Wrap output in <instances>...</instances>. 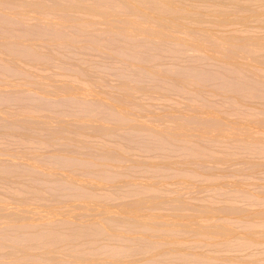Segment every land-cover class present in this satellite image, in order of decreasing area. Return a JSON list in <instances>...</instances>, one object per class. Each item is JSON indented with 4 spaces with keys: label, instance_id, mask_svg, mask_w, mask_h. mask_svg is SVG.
<instances>
[{
    "label": "bare ground",
    "instance_id": "bare-ground-1",
    "mask_svg": "<svg viewBox=\"0 0 264 264\" xmlns=\"http://www.w3.org/2000/svg\"><path fill=\"white\" fill-rule=\"evenodd\" d=\"M33 15H35V16H33ZM0 18H4V19H0V20H5V23H6V26H7V28H6V26L4 25L5 29H7L6 32H4V33H7V35L5 34L4 36H7V38L4 37L5 41L4 40L2 41V39H1L3 37V35L0 38V54H3L4 56L8 55L7 56L8 58H9V56H12L13 59L15 58V62H17V63L21 59H23V60L25 59L29 63L33 64V65H31L33 68H35L34 66H36V65H38V66L45 65L46 66V64L49 65L48 63H50V62L52 63V60H53L52 58L54 57V54L49 53V52L47 53L46 51L45 52L44 51L40 52L39 49H38V46H37V48L35 47V45H37L38 43L41 46H43L45 44L44 46H46L47 49L49 48V46L51 47L52 45L53 46L55 45L56 47L55 46L54 47L52 46V47L54 48V50L56 49L58 51L59 49H63V48H68V50H69V48H71V47L73 48L76 45L79 46L78 43H82L83 44V42H85L86 44H88L90 46L92 45V48H95L94 46L97 45V44L100 45V46L96 47L97 48L96 49L97 52H98L99 47L101 49V52H98V55L100 53H102V54L106 53L107 54L108 48H106L107 49L106 51H104L105 50V45L103 47V51H102V48H101L103 44H106V46L110 48L111 54L113 53V56L115 54V56H117V57H118V55L120 57H123L124 62L121 60L123 63H125L126 59H128V62L133 61L134 63H136L135 67L133 66V71H134V76L136 75L137 78L135 77V79H134V77H132V81H131V79H129V77H127V76H131V75H127L128 73H125L126 70L125 71L120 70V69L123 68L120 65V63H119L120 60L115 59V60H117L118 64L121 66V68H119V67L118 68H119V73H121L120 75H122V76H119V73H118V77L122 78L123 80L122 79L119 80L120 82H118V85L116 84L117 87L113 86V88L114 87H116V88H114L111 93H108L107 97H103V96H99V95H97V97H96V95L94 94L95 97H96V100L94 98L93 99L95 101H90V99H89V101H87L86 98H88V97L85 96V93L90 92V91H88L87 88L82 87V86H78V85H77L78 86V94L77 95H76V93L75 94L72 93V94H74L73 96L72 95H70V96L65 95V93L67 91L70 92V93L75 91L76 90V86L74 85L75 87H69V86H71L70 85V81H69L68 84L65 81H60V82H62V84L60 85V83H58L60 85L59 86L60 87L59 90H64V96H67L66 98L65 97L64 98L65 99H67V98L70 99L74 103L75 107H78V109H79V111H78V109H75V112L78 111V113H76L75 116H77L79 118V124L78 125H72L70 123V125H69L68 124L69 122L67 123L65 121V119H64V121H65L64 122L63 119H62L61 120V122L63 123L62 126H60V127L57 126V128L53 129V127L55 125L53 126L52 123H54L55 120L52 121V117H51V121L52 122H50V124L52 125V128L49 129V128L46 127V129L43 130V128H45V127L40 125V121L43 122V120H46V117L45 118L43 117L42 119H39L38 125L41 126L40 128L43 127L42 129H40V130H42V133H43V134L41 133L42 136H40V137H42L41 138L42 139V143H46L48 145L53 144V143H57L56 144L57 146H59V147L62 146L64 153H62L61 156L57 155L56 148H54L55 152L54 153L51 152V154H50V152H47V153H49V155H47V157L44 156V154L42 156H41V154L39 155V152L35 151V150H33V151H31L29 153L30 157L22 156L23 153H22V155L19 154L20 156L17 154V157L15 155L16 159L17 158L22 159L21 157H23L22 160H26V161L28 160L29 166L26 167V168L25 167L23 168V166H22V168H23L22 170H25V172H27L26 175L29 174V177H30V175L31 176L37 175V174H39L41 172V173H43L44 176L40 173V177L42 175V177H44L48 181L49 184H47V185H49V186L53 185V188L56 185L57 189L54 188V190H58L59 189V191H60V189H61V192L64 193V195L66 194V191L68 192V194H66V197L64 196L65 197L64 199L68 198L66 200H69L70 197H72L73 199L75 197V200H71L72 198L70 199V201L74 202V207H75V203L78 204V205L80 204L82 206V204L86 203L87 200H92V202L94 200L96 201V199L99 200L101 195H103V194H98L97 195L94 192H96V190L98 189L97 188L98 186H99V188H101L100 187V186H102L101 183L104 185L102 187H105V185L110 183V182H115V184H116V181L117 182L118 181L123 182L121 180V177L123 175L119 171L121 168L118 169L117 166L120 164L121 161L123 162L124 160L125 161L128 160V157L126 156L127 154L125 152L126 150L119 144L120 147L118 145V151H117V149L114 146L112 147V145H108V144L106 145V142L104 140H101V142H97L96 145L94 143H93L94 144L93 145L91 142L89 143V141H87V139H86V137L89 136V134L86 135V129L91 130L90 134H92L93 136L98 137L100 139H103V138L104 139H106V138L108 139L109 137L112 138V135L113 136L114 135L119 136L118 134H114L116 131H112V130L108 129V127L113 129V130H115L114 128L118 129L119 128L118 126H120L119 123H121L122 121H125L124 120L125 118H126V122L127 123H128V121H132L135 117L132 118V116H131V119L127 118V117H129L130 114L132 115V114H135V113H138V112L134 113V110H133V113H130L129 111H126L125 108H124L125 111L123 110V108H122V110L120 109L125 115H128V116H125V115H122V112H120L119 109H117V108L120 107V105H123V103H125V102L128 104V102L131 101V98H133L132 100H134L136 98V96L138 97V95L140 93L138 94L136 92V90H138V92H140L138 88L139 87L142 88L141 84L145 85V82H146L145 81L143 83L142 82L143 79H140L139 77L143 76L144 74H146L148 72L146 70L147 72L144 73L143 71H145V70L143 68L144 67L145 68L148 67L149 69H150V67L152 68V66H150V65L146 66L145 63L147 64V63L153 62V60H154V62L156 61V63H157V61L160 60V57L163 58L162 57L164 55L163 53H168V54L171 53L172 56L180 55V54L184 55V53L187 51L186 49H189L191 51L196 49L194 51H199L201 53V55H200V58H199L198 57L199 53H197L198 54V56H196L197 61H196V58L194 60V63H196V64H192L190 60H189L190 62L189 61H183V62H185V64L183 66L186 65V62L189 64V66L186 65V67H181L180 66L181 63L179 65H177V66H176V64H170V66H168V64L164 63L165 65L168 66V67L167 66L164 67V72L166 71V73H163L162 72L163 70H160V69L157 70L158 66L155 67V65H157L155 63L153 69L154 70L156 69L157 72L160 71L158 73V76L162 73V74H165L164 75L165 78H166V75L170 76L169 78H171V79H169L167 77V80H169L167 82H166L165 79H162V80L160 79L161 81H163V80L164 81L163 82H159L160 80H157L158 78H156V80L159 82V84H158V86H157V84H155L153 86V84H154L153 80L155 81V77L156 76H154V79H153L152 78L153 74L151 75L149 73L150 72L149 71L146 74V77L147 78H148V76L151 77V78H148V79H149V81L151 79L152 81H150V82H152L153 84L151 83L150 87L147 86V88L154 87L155 88V93H157V91H160L159 89L164 90L165 93H166L165 90H168V91L172 90V92L174 91L175 93L179 92L177 94H180V95L182 94V91H186L187 93L189 92L190 94L193 93L194 88L191 87L193 89V90L191 89V91H192L191 92V91H189L190 89H188L187 85H189V88H190V86H193V87L194 86L205 87V90L207 89L206 87H208L207 91H209V90L212 91V94H213V91H215L214 94L217 91H219L223 95L222 99H224L223 100L225 102L224 104H227L226 108L228 107V111L229 112L231 111L230 112L231 114H229V112H227V113L230 116L232 115L231 118H233L234 121H235L234 115H235V111H237L238 113L236 112V118L239 119V122H240L241 126H242L243 123L246 124V122H244V120H248L249 121L250 119L254 118L252 116L253 113L250 114L252 117L248 116L250 111L247 114V116L245 115V112L243 110H242L243 112H240L241 111L240 109H243L244 106H245V105L244 106L241 105V103L244 101V99H248V100L249 99L253 100V98H255L256 100L258 99V100L262 101V105L261 106H263V101H264V0H0ZM118 24L119 25L121 24L120 25L121 28L118 27ZM117 27H118V29H117ZM5 29H3V30L5 31ZM70 31H72V33H70ZM2 32L0 31V34H2ZM20 41H22V42H20ZM25 41H27V42L29 41L30 43L28 42V44H27V42H25ZM40 43H42V44H40ZM47 45H48V47H47ZM224 46H226V47L224 48ZM79 48L83 49V47L82 48L79 47ZM191 48H194V49H191ZM42 49L43 48H41L40 50H42ZM44 49H45V47H44ZM184 49H185V51H184ZM63 50H62V52H63ZM71 50H73V49H71ZM110 50H109V54L108 55H111L110 54ZM182 50L184 52V53L182 52L183 54L180 52ZM47 51H49V49ZM177 51H179L180 53L177 52ZM60 52H59V55H60ZM175 52L179 53V54H175ZM202 52L203 53H207V54L206 55L202 54ZM63 53H64V56H65L66 52H63ZM78 53L76 54L77 57H78ZM84 53H86V52H84ZM193 53H195V52H193ZM69 54H70V52H69ZM197 54L195 53V55H197ZM73 55H74V53H73ZM185 55H186V53H185ZM208 55H210L209 58H211V59L208 58V61H207V58H206V61L209 62V60L210 61L214 60L213 64L209 63V64H206V65H197V62H198V60L201 59V56H202V58L204 57L203 60L205 61V56L208 57ZM56 56L58 57V54ZM101 56L102 55H100V57ZM7 57H6V60H7ZM70 57L71 56H69V58ZM182 57H185V56H182ZM186 57H188V56L186 55ZM69 58H68V60L71 61ZM84 58H86V57H84ZM106 58H107V55H106ZM175 58H173L174 62L177 61V59L175 61ZM62 59H64V58H62ZM65 59L67 60V56H66ZM79 59H78V61H79ZM178 59H179V61H181L183 58L182 59L178 58ZM188 59H190V58L188 57ZM11 60H12V58L10 60H8L9 62L7 61L8 64H0V77H1V79L3 81H4V78H6L7 76H10V77L18 76V77H22V78H26V76H27V78H28L31 75H33V78H34V76L36 74H32L30 72L31 74L29 76V74H28L29 72L28 71L27 72L26 71H21V69L18 70L19 67L17 68L16 67V63L14 62V64H13V62H12L13 60L12 61ZM57 60H58V58H57ZM80 60H82V59H80ZM88 60H90V59H87L86 61L83 59L82 61H85V63H87ZM183 60H187V58L183 59ZM82 61H79V64H77L80 67L79 66H72L71 67V65L67 64L66 67H68V66H70V67L62 69L61 66H60V68L63 70V72L64 71L67 72V76H68V73H69V77L72 76L71 80H75V79L77 80V79H80L82 76H84V74L86 72V68L83 66V65H86V64H83V65L80 64V62L82 63ZM10 62L12 64H10ZM20 62H22V61H20ZM66 62H68V61H66ZM162 62H163V60H162ZM170 62H171V60H170ZM183 62H182V64H183ZM29 63H27V64H29ZM107 63H109V61ZM137 63H139V65L143 64V68L142 69L140 68L141 71H139V68L138 69L136 68V67H139V65H137ZM190 63L193 66H191ZM53 65L55 66V64H53ZM17 66H19V65H17ZM108 66H109V64L106 66V68H108ZM123 66H124V68H126L125 65H123ZM130 66L132 67V63H130ZM159 66L161 68L162 64L159 65ZM37 68H35V69H37ZM43 68H45V67H43ZM55 68H57V67H55ZM115 68H111V69L115 70V74H117L118 71L116 70L117 68L116 69ZM134 68H135V70H134ZM165 68H166V70H165ZM35 69H33V71H32L33 73H34ZM161 69H163V67ZM136 70H138V71H136ZM150 70H151V73H152L153 70L152 69H150ZM39 71H40V69H39ZM39 71H38V73H39ZM58 71H59V68H58ZM105 71H106V69H105ZM156 71H154L155 75H156ZM110 72L111 71H109V73ZM123 72H124V74H122ZM127 72H128V70H127ZM140 72H143V73L141 74ZM40 73H42V72H40ZM131 73H129V74H131ZM168 73L170 75H168ZM60 74H61V72H60ZM52 76L50 75L49 78L51 79ZM164 76H162V77L159 76V77L160 78H164ZM171 76L173 77V79H176V78L177 79L178 78H180V79L183 78L185 80L189 79L188 80L189 82H187V81L185 82V80L182 79L184 82L183 81L181 82V80H180V82H178V84H176V82H174L175 80L173 81ZM36 77H37V80H38L40 76L37 74ZM42 77L44 79H46L48 76L47 75H42ZM42 77H40L41 80H43ZM13 78H11V79H13ZM125 78L126 79L128 78L126 80L127 85L126 84H123L122 86L119 85V83L122 84L124 82ZM2 80H1L0 84L3 83ZM30 80H31V78L29 79V81ZM33 80L34 79H32V82L30 81L32 83V85H31L32 87H33V84H34ZM140 80H141L142 83L140 82ZM171 80H172V82H171ZM13 81L14 80H11L12 83H13ZM51 81L53 83V80H51ZM51 81L49 80V82H51ZM129 81H130V83H129ZM157 81H155V83ZM9 82H10V80H9ZM27 82H28V80H27ZM27 82H24L25 86H26ZM41 82L43 83V81L39 82L40 83L39 84L40 87L43 88V89L41 88V91L43 92V90H44L45 92H47V90L44 88L46 86H42L43 84ZM56 82H58V80H56ZM64 82H65V84H67V86L68 85L69 86L68 87H61L64 84ZM45 83L46 82H44V85H45ZM15 84L16 83L14 81V84H12V85H15ZM148 84H149V82H147V85ZM2 85H5V84H2ZM17 85H16V87H17ZM19 85H21V87H22V84L19 83ZM124 85H126L127 87L124 86ZM156 86L159 89H157ZM21 87L19 86L20 89H21ZM29 87H30V85H29ZM32 87H31L32 92H31V89H29V90H30V92L33 95V93H35V92H33V88ZM79 87H81V88H79ZM110 87L112 88V86H110ZM186 87H187V90L185 89ZM8 88L10 89L9 85H8ZM49 88H51V87H49ZM144 88H146V87L143 86V88L141 89L142 92L144 90L145 93H147V90L144 89ZM154 88H152L151 90H153ZM1 89H2V87H1ZM195 89L197 91V92L195 91V94L197 93V95H198V93H200L199 96L202 94L200 96V99L203 102V105H205V106H204V109L200 110V112H201V114H203V111L205 110L206 106H207V108L208 107H213L212 105L215 104V103L214 102H210V104H208V105L204 104L205 99L204 100L202 99L203 93H201V91L198 92V90H197L198 88L195 87ZM22 90H23V88H22ZM54 90L55 89L53 88V91ZM127 90L128 91L132 90L131 93L135 90L134 92H136V94L132 93V94L135 95V97L127 96L128 94L124 93ZM48 91L51 92L52 90L50 89ZM168 91H167V93H168ZM207 91H205L204 94H206ZM0 92H2V91H0ZM8 92L7 93L10 96V94H12V92L10 93L9 90H8ZM20 92H21V90H20ZM20 92L18 94H20ZM55 92H57V91L55 90ZM76 92H77V90H76ZM164 92H162L163 93V98L168 97V96L164 97V94H165ZM186 92H184V94L187 97V100H189L188 99V98H190L189 93H188V96H187ZM7 93L5 94L6 96L8 95ZM31 93H30V96L27 93V98L29 96V100L31 99L29 102H31V101L33 102L34 98L36 100V97H34V95L31 97ZM131 93H130V95H132ZM208 93L209 92H207V95H208ZM15 94H17V93H15ZM18 94H17V96H20L19 99H21V100H22V97H23V99H24V97H26L25 93H24L25 95L24 94L22 95V93L20 95H18ZM40 94H42V93L40 92ZM57 94H58V92L56 93L55 96L59 95V94L58 95ZM0 95L2 97L4 96L2 93ZM21 95H22V97H21ZM86 95H88V93ZM141 95H142V93H141ZM158 95H160V94L158 93ZM1 96H0V100L2 102L11 99V98H8L9 96H7L6 99L5 98H1ZM13 96H15V95H11V97H13ZM17 96H16L15 99H17ZM44 96L42 95L43 99L44 98H46L48 100L50 99V102L48 100H42V101L40 100V101H36L38 103H34L33 102L34 106L36 104V106L50 107V109L49 108L48 109L51 110V107L52 108H54L55 106L58 107L59 104L62 103L65 100V99L64 100H58V101H62V102L55 103L56 101H54V96L53 97L49 96V98L44 97ZM125 96L128 97V98H126L127 101L125 100ZM145 96H147V95H145ZM40 97H41V95H40ZM59 97H58V99H61V97L60 98ZM161 97H162V94H161ZM145 98H144V100H145ZM191 98H192V96H191ZM135 100H137V98ZM138 100H139V98H138ZM138 100L136 101L135 105H133L132 101H131L132 105H130V103H129L128 106L129 105L130 106L128 108L131 107L130 110H132V107L134 109V107L136 106V108H138L140 110V112H141V110H142L141 108L144 107V106L140 107V106L143 105V101L139 100L141 102L138 104V105H140L138 107V105H136L137 102H139ZM12 101L14 103V100H12ZM52 102H54L55 104H53ZM110 102H113V104L115 103L116 106L117 105H119V106H117V108H116ZM226 102H228V103H226ZM188 103L190 105L191 99H190V102H188ZM195 103L196 102L193 103V106L187 105V107L189 106V108H191V110L189 109V110H185V111H188V112L190 111L191 112L192 109H193L192 107H194V105H196ZM252 103H255V102H252ZM150 104L148 103V105H150ZM172 104H170V105L172 106ZM216 104H217V109L216 108H214V109H216V111L218 112V108L221 109V107L220 106L218 107V103H216ZM148 105H146V106H148ZM220 105L222 106L223 104H220ZM238 105H239L240 108L238 107ZM259 105H260V103H259ZM4 106L5 105H3V107ZM123 106H126V105H123ZM146 106L144 107V109L147 108ZM161 107L163 108V106H161ZM187 107H185V108H187ZM214 107H215V105H214ZM246 107H249V106L248 105L245 106V109H246ZM260 107L256 108V110H252V112L255 113V111H257V113L260 112V114H258V116L262 115V113L264 112V109H260ZM72 108L73 107H71V112L74 111V108L73 109ZM154 108H155V105H154ZM207 108H206V110H207V112H209V116H210V114L212 115L213 113H210L211 109L209 108V110H208ZM252 108H253V106H252ZM261 108H263V107H261ZM42 109H44V108H42ZM42 109H40V110H42ZM46 109L47 108H45L44 110H46ZM126 109H127V107H126ZM151 109H152V105H151ZM224 109H225V107H224ZM249 109H250V107H249ZM153 110H151V111H153ZM165 110H166V107H165ZM174 110H175V108H174ZM193 110H195V109H193ZM222 110H220V111L222 112ZM68 111L69 110H67V113H68ZM135 111H137V109ZM146 111H147V109L144 110L143 113H148L149 112L148 115L150 113H152V112L149 111V109H148L147 112ZM179 111H180V113L184 112L183 110H179ZM216 111H214V113ZM226 111L227 110H225V112ZM127 112H129L130 114H128ZM170 112H172V111H170ZM188 112L186 113L187 116L182 115L183 117L185 116L184 117L185 119H187L188 114H190ZM20 113H22V112H20ZM20 113H17L19 115V117L15 113L12 114V115L16 116L17 120L19 118V120H18L19 122H20V119H23L22 117L20 118ZM53 113H55L54 109H53ZM99 113L102 115L101 117H99L97 115ZM158 113H157V116L159 117V115L162 113V110H161V113L159 115H158ZM175 113H177V110H176ZM180 113H179V116H180ZM205 113L206 112H204L203 116H205ZM55 114H53L54 115L53 119H55V116H56ZM154 114H155V112H154ZM172 114L173 113L170 114L172 117L168 114L169 118H171V119L173 118ZM201 114H199V112H198V115H201ZM229 115L227 116L226 113H225L223 116L224 117L225 116L229 117ZM253 115H255V114H253ZM9 116L11 117V115H9ZM9 116L7 115V117H9ZM15 116H14V118H15ZM29 116H31V115H29ZM29 116L27 115V117H26V119H27L26 123H28V125H19V124H21V123H19L18 124L19 126H17V125H13L12 122L11 123H6V124H7L8 128H10L12 130H17V131H23L26 134L27 137H32L33 136L32 132L34 130L33 128L36 129L38 126L35 123V126H33V128H32V125H31L32 124V120L31 119L33 118V125H34V116H31L32 118H30ZM175 116H176V114H175ZM217 116H218V114H217ZM221 116H220V118H221ZM88 117H91L92 120H94V117H95L96 121L98 120L97 118L99 117L101 123H102V120L103 121H110V123L111 122L113 123V124H111L113 126H114V123L115 124L118 123V124H116V125H118L117 126L118 128L117 127L112 128L113 126L110 127L109 126L110 123H107V124H109L108 126L105 124V126L107 128L105 126H103L104 128H102V125H101L100 122H99L100 125H99V123H98V125L101 128L98 127V125H97V127H95L96 125L94 127H88V126L85 125L86 122L85 123L82 122L83 119L88 118ZM150 117L147 118V121H149ZM152 117L154 118L153 115H152ZM152 117H151V119H153ZM158 117H156V119ZM176 117H178V116H176ZM191 117H192V115H191ZM11 118H10V120H11ZM220 118H219V120H217V119H215L213 117L214 121H213V119L212 120L210 119V120L212 122H214L213 124H216V123H219L218 121L222 122V120H220ZM256 118L257 119L259 118L258 120L261 121V122L259 123L258 120L256 121L255 118H254L255 119L254 121L258 122L260 125H261V123L264 122V117H257V114H256ZM180 119H181V117H180ZM202 119H204V118L202 117ZM28 120H31V122L29 121L30 122L29 123ZM35 120H36L35 122H38V118H35ZM92 120L91 121L90 120H86V121L92 122ZM175 120L173 122L176 123L177 120L176 121ZM193 120L190 119L189 122L190 121L192 122ZM200 120H201V118H200ZM200 120H197V122H200ZM205 120H207V119H205ZM216 120H217V122H216ZM225 120H227V119H225ZM240 120H242L243 123H241ZM22 121H24V120H22ZM96 121H94V122H96ZM153 121H154V119H153ZM162 121L165 122L164 119H162ZM184 121H183V123H186V125L185 124L184 125L187 128V124H189V123H188V121L187 122H184ZM211 121L210 122H209V120H207V122L205 121L206 123H208L206 125H209V123H210L212 125V128L215 127V130H216L215 134H216L217 133L216 125L214 126ZM46 122H45V124L48 123V122L47 123ZM169 122H171L170 119H169ZM173 122H172V124H173ZM191 122H190V124H191ZM193 122L195 123L196 121L194 120ZM193 122H192V124H193ZM43 123H41V124H43ZM66 123L69 126H66L65 125ZM127 123H125V126L128 125ZM132 123H133V121H132ZM132 123H129V125L132 124ZM135 123H137V121ZM138 123H139V121H138ZM138 123H137V125H138ZM157 123L158 124H156V125L159 126L160 125L159 122H157ZM178 123L179 124H175V125L173 124V125L170 126V123L165 122V124L167 126L166 127L164 126L163 129L165 130V128L167 129V127H169V126L170 127H172V126L176 127L177 125H178V127L181 126L180 125V121ZM233 123H236V122H233ZM91 124H95V123L92 122ZM168 124H169V126H168ZM231 124H230L229 129H228V128H226V127H228V125L226 126V124L223 121L220 124L221 126L223 125L222 129H221V126L219 124H217V127L220 126L221 130H224L223 128H225V132H227V130L229 131L230 129H232L235 126V124H232L233 127H231ZM238 124L239 123H237V125ZM245 124H243V125H245ZM247 124H246L245 130L244 131L242 130L243 133L246 130L247 131L248 130L251 131V129H253V128L250 129V125H249V129H247V127H248ZM137 125L135 124V127H137ZM152 125L154 126L155 123L152 124ZM198 125L199 124H197V126ZM203 125H205V124H203ZM224 125L226 127H224ZM252 125H253V122H252ZM122 126L124 127V123L123 122H122ZM122 126H121V128H123ZM158 126H157V128H158ZM160 126H162V123H161ZM185 126H184L183 129H184V131L187 132V129L185 128ZM254 126H255V124H254ZM129 127H130V129L128 127H127V129L130 130L129 136H131V138L134 137V136L135 137L136 136H140L142 134V132H141V130L139 128H134L133 126H129ZM188 127H189V125H188ZM191 127H194V124ZM191 127H189V128H191ZM237 127H240V126H237ZM237 127H236V129H237ZM242 127L244 128L245 126H242ZM261 127H262V125H261ZM151 128L153 130V127H151ZM157 128H155V129H157ZM177 128H172L174 130L173 131L174 133H175V130ZM179 128H178V130L180 131L181 129H179ZM189 128H188L187 134L185 133L187 136H188V134L192 135V134L189 133V131H190ZM195 128H196V124H195ZM205 128H206V126H205ZM212 128L210 127V130ZM263 128H262V130H263ZM131 129H132V131H131ZM155 129H154V131H156ZM172 129H171V131H172ZM208 129H209V127L207 128V130H205V136L207 134L206 131L208 132ZM218 129H219V127H218ZM220 129L218 130L219 134L222 132V131L219 132ZM234 129L235 128H233V130ZM161 130H162V128H161ZM233 130L230 131L229 133L236 132V131H233ZM239 130L241 131V127H240V129H237L236 135H238V136L235 135L236 138L238 137V139H235V136H234L233 140L240 141L239 137L241 135H242L241 136L242 137L241 140H243V133L241 134V132ZM253 130H255V129H253ZM157 131H160V130H157ZM157 131L155 132V136H154V137L157 138V140L156 141L152 140V142H151L152 144H150V143H148V144L142 143L143 145H141L140 141H139V138H138V141H139V144L141 146H143L144 149H147L148 151H149V149H151V146L152 147L153 146H155V147L158 146V148L160 150L167 151L168 153L167 152L163 153L164 156H162V158L166 157V160H165V158L164 159L161 158L164 162H162V163H153L154 161L151 162L152 159L150 160V159H148L146 157V160H148V162H146V163L143 162L144 163L143 166L138 164L141 168L144 167L145 169H147L149 171L153 170L152 171L153 173H155L154 170H157V171L159 170L160 173H163L164 171H166V170H168L170 168L169 161L171 162V160H169V155L168 156H166V155L169 154L170 152H173V150H177L178 152H180L179 153L180 155L182 154L183 157L189 158L187 163L189 162L190 159L194 160L195 162H192L194 167L196 166L194 164H196V162H199L202 159H203L202 161L207 160V161H205V163L206 162L209 163L211 161L210 162L211 164L213 163L212 161L216 162L217 160H219L218 154L216 155V153H215L214 154V155H216V157H215L212 154L214 152L213 151L210 152V150H211V146L210 145L212 143H211V140H209L207 138H206V140L210 141L209 143H211V144L207 143L209 145L210 149L208 148V145H205L207 147V148H205V147H203L204 145L201 146L202 144L200 145L198 143L200 141V137L198 139L199 140L198 142L195 140L196 137L194 139L195 142H197L199 144V145H197L195 143L191 144L192 141L194 142V140H190L189 137H191V136H188V137L186 136V138H188V140H190L191 142L190 141L187 142L188 141L187 139H186L187 141L183 140L184 137L183 138L181 137L182 139L179 138L180 137L178 135L180 133L179 131H178L179 133L177 134V136H175L176 133H175V135H173V134L171 135V131L168 130L170 132V136L168 135V137H166V138H164V136H167L166 135V132H167L166 130H165L166 132L163 131L165 133L164 136L162 135L163 132L161 134L163 137L162 136L160 137V136L156 135V133L157 134L159 133V135H160V132H161V131L160 132H157ZM247 131L245 132L247 134H244L245 135L244 138L246 137V135H249V137L251 136V134H248L249 131L248 132ZM139 132H141V133H139ZM190 132L193 133V130H191ZM203 132H204V130H203ZM209 132L210 133L214 132V129H212ZM118 133H119V129H118ZM201 133L202 132H200V134ZM237 133H240V135L237 134ZM260 133L261 132L259 131L258 133L256 132V134H255V131H254L252 134H253V136H255L257 134L259 135ZM119 134L123 135V134H128V133H127L126 130H124V133L122 131ZM197 134H199V133H197ZM197 134L195 133V135H197ZM200 134H199V136L202 135L203 136L202 138H205V136L203 135L204 133L201 134V135ZM212 134H214V133H212ZM217 134H216V136H217ZM263 134H262V136H264ZM227 135H228V137L230 136L228 133H227ZM231 135H234V133L231 134ZM210 136L212 137V135H210ZM213 136H215V135H213ZM220 136H221V134H220ZM222 136H223V134H222ZM120 137H121V139H119V140H122V139H123V141L125 140V138L124 137L122 138L121 135H120ZM193 137H194V135H193ZM228 137H226V135H225V137L223 136L224 139L225 138L228 139ZM115 138L116 137L114 136L113 139H115ZM218 138H219V142H216L215 139L218 140ZM218 138H215V139L213 138L212 139V140H214V142H213L214 146H216V144H218V143L219 144L225 143L222 140V137L218 136ZM254 138H255L254 140L257 139L256 136ZM261 138H263V137H261ZM191 139H193V138H191ZM220 139L222 140L221 143H220ZM229 140L232 141V138L231 139L229 138L228 140H226V143ZM249 140H251V139H249ZM252 140H253V138H252ZM259 140H261V139H259ZM28 141H30L29 138H28ZM34 141L39 143V144L41 142L38 139H35ZM115 141H116V139H115ZM231 141L229 142V144L227 143V145L236 148L238 146V144H239L238 141L233 142V145H232ZM251 141H248V142H251ZM257 141H258V139H257ZM200 142H203V141H200ZM261 142H262L263 145L261 143H259V142L258 143H254L253 142V144L246 145L247 141L246 142L244 141V145L242 143V144H239L240 146H238L240 148V150L238 149V147L236 148V150L238 151V153H240V151H241L242 154L244 152L250 153L249 151L257 152V153H259V156L263 157L264 153H263V155H261L260 153L264 152V143H263L262 140H261ZM73 143H75V145H73ZM234 143L235 144L237 143L236 144L237 146H235ZM139 144H137V145H139ZM128 145H130V144H128ZM137 145L134 144L133 146L137 147ZM241 145H242V147H241ZM59 147H58V149H59ZM138 147H137V149H139ZM119 148H121V149L123 148V150H122V154H123L122 156L123 157H120V155H121L120 154V150L121 149L119 150ZM123 151H124V153H123ZM237 151H235L234 156L236 155ZM3 152L4 151H2V154L0 153V156L6 155L5 153L3 154ZM57 152L61 153L60 149H59V151L57 150ZM150 152H151V150H150ZM47 153H45V155ZM77 153L78 154L79 153L82 154V157L80 158L81 160L80 159L78 160V158H76V156H74V154H77ZM228 154H229V156L227 155L228 157L232 156V152H231V156H230V153H228ZM182 155H181V159H182ZM83 156H85V158ZM124 156H126L127 158L125 157V159H124ZM236 156H238V155H236ZM248 156H250V155L248 154ZM6 157H7V155H6ZM12 157L14 158V155H12ZM43 157H45V158L43 159ZM224 157H221L224 160L222 159L221 162L218 161L217 163L220 162L222 164L224 162L222 164V165H224L226 163L225 160L228 158V157H225V158ZM255 157H256V155L253 158H255ZM47 158L49 159V161L46 160ZM52 158L53 159L56 158L55 161H57V163H55V161L52 162ZM82 158H84V159H82ZM170 158L172 159V156ZM231 158H228V160L231 159ZM240 158H241V156H240ZM240 158L238 157L237 159H239V160L243 159L242 162L245 165V167L243 168V165L240 166V167H242L244 171L246 170L245 168H246L247 164H248V167H251V170H253L252 167H255V165H257V164L254 165V164L245 163V162H249L250 158L249 159L247 158L248 161H245L244 158H241V159ZM50 159H51V161H50ZM59 159L62 160V161L58 162ZM134 159L131 158V160L133 161L132 163H136L134 161ZM167 159H168V162H167ZM259 159L261 160L262 158H259ZM1 160L2 159H0V161ZM131 160H129V161H131ZM208 160H210V161H208ZM232 160L233 159H231V161ZM262 161H260L261 164H262ZM7 162H8V160H7ZM11 162H13V161H11ZM200 162L197 163V164L200 165L201 164ZM234 162L235 161H233V163ZM254 162L255 163H260V162H256V160ZM0 163L3 164V162H0ZM23 163H25L27 165L26 162L23 161ZM127 163H129V162L127 161ZM217 163H214V164L216 165ZM229 163H226V164L228 165ZM239 163L240 162L234 163V164H239ZM252 163H253V161H252ZM8 164H9V162L7 163V165ZM76 164H79L78 168L79 167H83L84 170L88 166H89V169H91V168L94 169V172L92 171L93 169H91V172L89 171V169L87 170V172L86 171L84 172V171H80L82 168L81 169L79 168L78 174L80 175L79 172H82L81 174H83V176H85V175L87 177L89 176L90 179L87 178L86 181L84 182V179L82 178V182H81L80 176H78L79 178H77V176H75L71 172H69L72 168L73 169L75 168L74 166ZM94 164H95V167H93ZM98 164L100 166H98ZM121 164H123V163H121ZM219 164H217V165H219ZM19 165H17V166L15 165V166H11V167L9 166V167L12 168V169L14 168L13 171H12V172H14L15 169L19 168L18 167ZM91 165H92V167L90 168ZM127 165L128 164H126V166ZM135 165H137V164H135ZM135 165L134 164L131 165V162H130V164L128 166H130L131 168L133 166V171H134V169L136 167H139V166H135ZM209 165H207V166L209 167ZM3 166H6V165H3ZM104 166H105V168H107L106 171L104 170ZM126 166H124L125 169H126ZM185 166L186 165L184 164L183 167H185ZM102 167H103V169H102ZM140 167H139V169H140ZM183 167H182V169H183ZM200 167H202V165L196 167V169H197L196 171L197 172H199L198 169ZM203 167H205V164H203ZM211 167H214V166L212 165ZM218 167H220V166H218ZM224 167H226V165ZM224 167H222L223 170H224ZM7 168L4 170L3 168L0 167V174L2 172L1 176H3V173H6V174L10 175V170H12V169L8 168L9 169L8 170ZM78 168L76 167L75 169H78ZM97 168L98 169L100 168V170H97ZM111 168L114 169V170H112V172L110 171ZM123 168L121 169L122 171L125 170V169L123 170ZM191 168H193V167H191ZM191 168H189V170ZM242 168H240V169L242 170ZM258 168H259V164L257 166V169ZM263 168H264V166H263ZM115 169L116 170L118 169L119 172L117 173L115 171ZM193 169L191 171V172H193V174L191 172L189 174V172H187L189 170L185 169L186 172L183 170V172L187 173V174H183V176L180 175V177L184 178V177L188 176L187 179L184 178V180H188V178L191 179V176H192V179L195 181L194 183L196 184V180L195 179H198V177H201L200 176L201 174L196 172L199 175H197L195 173L196 176H197V177H195V174H194L195 170L193 171ZM210 169H212V168H210ZM59 170L60 171L63 170L64 174L62 172H60ZM127 170L128 171L125 170L124 172L129 173V175L125 174L124 172L123 173L125 175L130 176L131 172H129V170H131V169L129 168ZM203 170H204V168H203ZM203 170L201 168L200 172L203 171ZM215 170H217V169H215ZM227 170L228 169H226V171ZM247 170H248V168H247ZM58 171L60 172V174L62 173L63 175L61 174V176H60L58 174L59 173ZM65 171H66V174H65ZM140 171L142 172L141 169H140ZM143 171H145V170H143ZM15 172H17V170H15ZM15 172L11 173V176H12V174L15 175ZM67 172H69L71 174H69ZM176 172H178V170ZM176 172L175 171L172 172L175 175L174 176L172 174L173 175V179L179 178V175ZM211 172H212V170H211ZM17 173H18V176H21L19 171ZM17 173H16V175H17ZM132 173H136V172H132ZM209 173L210 172H208L207 174L210 175ZM22 174L24 175V173H22ZM57 174H58V176H57ZM207 174L204 173V175H207ZM212 174H213V172H212ZM212 174H211V176H208V177L207 176L203 177V174H202L203 178H207L205 180H207L209 182V183H207V181H206V183L208 185H210V183L213 182L212 180L216 179L215 177H214L215 179L214 178H210L211 180L209 179V177H212ZM215 174L217 175L218 173H215ZM16 175H15V177H17ZM193 175H194V177H193ZM4 176H6V175H4ZM213 176H215V175H213ZM222 176L224 177V175H222ZM231 176L233 177L234 175L231 174ZM91 178L94 181H96L95 182L96 184L99 182L98 183L99 185L95 184L97 187L95 185H93V183L92 184L90 183V181L92 180ZM131 178L133 179V177H131ZM162 178L165 181V177H162ZM217 178L220 180L219 182H221V180L223 181V179H225V178L221 179L220 176L217 177ZM78 179H80V181ZM134 179H135V177H134ZM199 179H198V181H199ZM218 179L216 180V182L218 181ZM37 180H39V179H37ZM87 180H89V181H87ZM171 180L172 179H170V181ZM178 180H179L178 183L176 182L177 184L181 183L182 186H184V187L187 186V184L184 183V180H183V182H181L180 179H178ZM229 180L230 181H234L232 179H229ZM245 180L246 179H244V181ZM244 181H242V182L244 183ZM134 182L136 183V185L134 183H133L134 185H126L125 184L123 186V189L125 188L123 192L124 193H137L140 196V198H137L136 202H135L136 199H134V203L133 204L132 203L131 204L127 203L129 205L128 207H127L126 204L124 205V203L127 200L129 201V199H127V200L122 199L121 204H118L119 203L118 202V203H115V205L113 203H109L108 202V204L110 206H107V207L110 208V211L109 212L105 211L106 212L105 215H107V216H104L101 219L99 217L98 220H91L90 218L89 219L85 218V216L89 217V215H87L88 213L89 214L91 213V212H89L90 209L88 208V206H87V210H86L87 213H86V215H84L83 219H82V217H83L84 213L81 212V214H80V209L78 207L77 208L79 210L75 208L76 210H78L77 213L79 214L75 218V221L69 219L68 215H67L68 212H65L64 210L62 212L66 213V216L63 213L64 214V217H63L62 213L59 214L61 211L58 212L57 210H55L53 208V207L56 206L55 203L58 202L57 200H59V199L51 197L49 200L52 201V204H50V202H49V204H50L49 205L48 201L45 199V197H43V195H42L43 193L41 192V189H39L37 191H32L29 188H27L26 186L25 187H21L18 190L19 191L18 192L19 193V198H17V200L19 201V203L21 204V207H22L20 209L19 213H21V212L22 213H21L20 216H18V218L16 219V223H15L14 220H13V216H12V214H14L15 212L10 211L11 212L10 213L11 215H10L9 214V210H8L7 212L10 215V216L8 215V218L10 217L9 219H12V220H11V222H7V220H9V219L6 220L7 217L5 218L4 223L1 220L3 225L5 224L3 230L5 229L4 231L6 232L8 229H12V230L17 229L16 231L19 230V231H22L24 233H27L29 235L28 238L30 237V239H28L27 235H25L26 239H28V241L30 240V242L32 241L34 243V244H32L33 248H35V244H36V247L44 249V251L42 252L44 256L32 257L33 254L30 255V253H29L30 246L27 245V243H28L27 240H25L23 238L21 239V237H20L19 243H17V241H15V239H14V241H15V243H14L11 238H17V237L16 236L13 237V236L9 235L10 237L7 236L8 238L11 239L9 241H12L13 244H15V245L10 244V242H9L8 245L10 246V252H9V249H8L7 253L6 252L4 253L5 255L2 254V256L4 258H7V260H0V264H45V263H49V264H113V261L116 264H129V263L124 262V261H115L113 259L115 257H117V256H120V255L124 254L127 250H131V249L132 250H136V249L137 250H143L145 248H150L151 249V244L153 246H155V247L161 245L164 242L161 239H162V237L164 235V232L167 231V230H171L173 233H175L177 235L182 234L181 237H176V240H175L176 242H187V239L184 237L187 234L185 232L187 224H185V223L182 224L181 222L180 223L174 222V224H173V220L171 218L172 223H171L170 220H167V219L165 221H167L166 224H168L169 221H170L172 227H170L171 226L170 223H169V227H165L166 226L165 225V221H161L162 218L158 217V216L162 215V214H159V213H158L159 215L157 216L156 221H157V223L161 222L160 225H162V226L165 225V226H163V227L159 226V224L157 225V223H155V222H154L155 224H153L151 222V218H150L151 215L150 216L148 215L149 213L152 212V209H150V207L147 205V203H145V204H146L147 207H149L150 211L147 212V214H143L144 212H142V214H138V211H139V213H141L140 210L142 211V209H143V208L140 207V205L142 206V204H144V203L141 204V200L144 199V198H142L143 194H146V193H149V192H151L152 194L155 193L154 192L155 191L154 188L156 186L155 187L153 186L154 188L151 187V186H145V183H144V186H142L143 185V183H142L141 187H140V186H138V185H140L138 182H136V181H134ZM157 182H158L157 183L158 186H159V184H163L164 185L166 183V181H165V183L164 182L162 183V179H161V181L159 179ZM214 182H213L212 186L214 185ZM126 183L128 184L130 182L127 181ZM173 183H171L172 185L171 184L170 185L173 186ZM176 183H175V185H176ZM187 183H188V181H187ZM198 183H201V180ZM206 183L204 181V184H206ZM226 183H228V182H226ZM190 184H192V183H190ZM234 184H237L236 186L239 185V188L236 187V186L234 188L232 186L231 187L233 189H235V191H237L236 188H238V191L240 189L239 193L242 194V192L244 190V187L243 188L241 187L242 188V192H241L240 185H242V184L233 182L232 185H234ZM74 185H76V186H74ZM112 185H113V183H112ZM118 185H120V183ZM151 185H153V184H151ZM166 185H164V187H161L162 186L161 185L160 187L163 189V188H165ZM175 185H174V188H175ZM181 185L180 186L177 185V186H179V189H181V192H182L183 188H182ZM192 185H191V188H192ZM202 185H203V181H202ZM224 185H227V186L230 187L231 182H230V184L229 183L225 184V182H224ZM121 186L122 185H120L118 188H120ZM222 186H223V183H222V185L220 184L219 188H221ZM193 187L196 190V187L194 185H193ZM199 187H201V184H200ZM203 187L207 188L208 186H206V185L204 186L203 185ZM224 187H222L221 189H226V187L225 188ZM256 187H258V188L260 187L259 182H258V186H256ZM261 187H262V184H261ZM95 188H96V190H95ZM166 188H168V187H166ZM215 188H218L217 185L215 186ZM263 188H264V186H263ZM93 189H94V191H93ZM176 189H175V191H177V193L180 194L178 192L179 189H177V190ZM186 189H187V187H186ZM186 189H185V191H186ZM189 189H190V187H189ZM208 189L210 190V188H208ZM213 189L214 188L212 187L211 190H213ZM259 189L263 190L262 188H259ZM157 190H160V189L158 188V189H156V191ZM200 190H202V187H201ZM217 190L214 189V191H217ZM261 190H257V191H259L261 193ZM39 191H40V193H39ZM193 191L194 190H192V191L189 190L188 192L190 193V192H193ZM257 191H256V193H258L257 194V196H258L259 192H257ZM246 192L248 193V191H244L243 194L246 193ZM263 192H264V190H263ZM194 193H196V192L194 191ZM56 194H53V195H56ZM186 194H187V192H186ZM252 194H251V198H250V196H248L249 193H248V195L244 194L247 197V199H246L247 201H250L252 199V197H254L256 199V200H254L256 203L255 202L254 203L257 204V201H259V203H260L261 199H263V198L260 199L261 195L263 196V194H261L259 196L258 200L255 197L256 194L255 193H254V195H252ZM177 195H176V197H177ZM154 196H156V194L153 195V198H154ZM157 196H159V195L157 194ZM157 196L155 198L156 200L155 199H153V200H155L158 203L157 204L158 207H163V206H161L162 205V201H165V202L168 203L167 199H166L167 201L166 200H162L161 201V199L163 197H160V198L157 199ZM181 196H182V193L179 196V199H180ZM182 197H183V201L181 199L179 202H182V203L184 202L183 205L185 204V207H187L188 203H186L187 201L186 202L184 201L185 200L184 196H182ZM165 198H166V195H165ZM239 198L242 199V197H239ZM30 199L31 200L33 199L35 201H39V200L42 201V199H44V201L46 200L47 204L45 202V205H47V206L49 205L48 206L49 209H48L47 215H45V213H46L45 212L43 214L44 216L42 215V217H39L41 214L38 213V215L36 216V214H37L36 211L37 210H31L30 213H29V210H28V212L24 211V209H26V208H24L23 206L25 204H27V206H28V203H26V202L31 201ZM77 200H79L78 203H77ZM81 201L83 202L82 204L80 203ZM160 201H161V205H159ZM53 202H54V204H53ZM144 202H146V201H144ZM250 202H252V201H250ZM262 202H264V201H261V203ZM0 203H1V201H0ZM12 203L13 202L11 201V204ZM30 203L31 202H29V206H30ZM66 203L68 205L69 202H66ZM103 203L104 202L102 201V204H99V205L103 206ZM135 203L137 204V206H136ZM3 204H5V202L1 203V205L3 206V208L0 207L1 211L2 210L5 211V209H6V208H4ZM95 204H97V201L95 202ZM104 204H106V203H104ZM168 204L169 205H165V203H164V207L166 206V207L170 208L169 210H171V207H172V211H173V209H175L174 211L176 212V208H174L173 204H172V206H170L171 202H169ZM9 205H10V202H9ZM112 205L114 207H112ZM119 205H120V207H117ZM121 205H122V207H121ZM123 205L125 206L124 208H123ZM262 205H263V203H262ZM29 206L27 207V209L29 208ZM69 206H70V204H69ZM71 206L73 207V205H71ZM100 206H98V207L100 208ZM203 206L206 209V205L203 204ZM203 206L202 205L200 206V209H201L200 211L204 210V208L202 209ZM103 207L106 208V206H103ZM137 207H138V209H137ZM143 207H145V206H143ZM33 208L34 207H32V209ZM82 208H83V206H82ZM99 208H97V206H96V208H94L95 212H96V209H99ZM105 208H104V210H105ZM114 208H122V209H116V211H115ZM139 208H141V209L139 210ZM207 208L208 209H206V210L209 211V207H207ZM100 209H102L101 214H103L102 213V212H104L103 208H100ZM160 209H159V211H160ZM210 209H211V207H210ZM216 209L212 208L209 212H211V214H213L214 212L212 213V211L213 210L216 211ZM233 209L230 208V207H228V208H226V207L220 208L219 207V211L217 209L218 213L216 211L214 213L215 214L214 217L216 219V218H218V217H216V215H219V216L221 215L220 220L217 219V221L219 220V222L221 220L223 221V223L220 222L221 224H218V223L215 224L214 220H211L209 217H207L206 221L211 220L213 225L212 224H208V226H207V225H201L200 224L201 225L200 226L199 222L193 221L194 223L196 222V225L197 224L199 225L197 227V226H193V222L191 220L190 225L193 226V228H192L193 230L191 229V230H187V231L191 232L195 236L201 237L202 239H204V241L209 243L211 247L212 246H224V247H232L233 248L235 246L236 248H241L242 246H246L250 241H255L257 243L258 242L260 243L259 239H260L261 236H259V233L256 234V233H252V232H247V233H244L243 238H242L243 234H240L238 236H241V237H239L240 240H238V238H237L238 236L236 235L237 237H235L234 232H233L234 229L233 228L231 229V226L229 228L231 229L230 232H231V234L233 233L232 234L233 236L230 235L229 230L227 232L228 228L226 227V225H227L226 221L228 222V220L227 219H222V218H224L222 214H224V216H228V217L229 216L231 217V215L237 216V219H244L248 225H252L254 223V220L251 219L253 222L250 221L249 220L250 218L248 219L249 216L246 217V215H243L241 217L239 216V218H238V215H241L243 213L241 212V210L239 212L237 208H233ZM43 210L45 211L44 208H43ZM82 210L84 211V209H82ZM146 210H148V209L146 208ZM206 210H204V211H206ZM236 210H237V212H236ZM262 210H263V208L261 209L260 212L257 211L258 214H259L258 216L257 215H253L252 216V214H254V213L257 214L256 211L251 212V214H250L251 217H255L256 216V217H260V219H261L264 216V211H262ZM1 211H0V214L2 213L3 217H4V213L7 215L6 211L5 212H1ZM32 211H33V213H35V214H32V215L34 216L35 219L37 218L38 220L33 219V216H31V218H30V215H31ZM196 211L198 212L197 209H196ZM200 211H199V214H201ZM24 212H27V213H25V216H24ZM98 212H100V210ZM98 212H96V214ZM209 212H208V214H210ZM205 213L206 212H204L202 214L205 215ZM232 213H234V214H232ZM236 213H237V215H236ZM27 214H29V215H27ZM98 214H100V213H98ZM168 214L170 215L169 216V219H170L171 214L170 213H168ZM199 214H198V217L200 216ZM58 215H61V216H58ZM204 215H203V217L200 216V218L201 217L205 218L206 215H205V217H204ZM71 216H72V214H71ZM73 216H74V214H73ZM165 216H166V218H168L167 215H165ZM175 216H177V213H176ZM189 216L191 218H194L196 216L195 218H197V213H196L195 216L193 215L194 217L191 216V215H189ZM178 217H176L177 221L180 219L179 215H178ZM242 217H244V218H242ZM158 218H160L161 220L158 219ZM195 218H194V220H195ZM211 218L213 219V217H211ZM154 219H155V217H154ZM176 219L174 217V220H176ZM158 220H159V222H158ZM217 221L215 220V222H217ZM255 221H256V219H255ZM228 223L230 225V222H228ZM194 227H196V228H194ZM2 231H0V234L4 233ZM16 231H15V233H16ZM222 231H223V234L219 235L218 233L221 234ZM259 232L261 233L262 231H259ZM8 233H10V231H8ZM85 233H88L87 235H85V236H87L86 237L87 239L89 237L88 243H90V240L95 239V238H96L95 239V242H96V241H98L97 237L98 238L101 237V238H106V241L110 240V242L118 240V243L120 245L124 241L123 244H127V246L125 248H122V249L121 248H117V247L114 248V245L111 244V246H109L108 242H105V244H107V245H105V247H103V250L102 249L101 250H102V252H104V250H106L105 248L110 247V249L109 250L107 249L106 252L100 253L101 251H97V250H99L98 248L96 250H94L93 247H91V246L90 247H91L92 250L91 251H87L85 249L86 248L85 246H88V249H89V245L90 244L89 245H84V243L87 244V242H85L84 239H83V236H84ZM151 233H153V236L155 234V236H154L155 239H149L148 236L149 235L152 236ZM227 233H229V235L225 236V234H227ZM19 234H20V232H19ZM19 234H17V235H19ZM216 234H218V235H216ZM156 235H159V236L162 235V237L158 238V236H156ZM215 236H217V237H215ZM0 237H1L0 238V240H1L2 236H0ZM156 237H157V239H156ZM18 239H19V236H18ZM261 239H262V237H261ZM21 240H23L24 243L26 241V245L27 246H25V244L22 245L23 242H21L22 244H20ZM120 240H121V242H120ZM5 242L6 241H4V243ZM95 242L93 241L92 242L93 244L92 243L91 244L94 246ZM2 243L3 242L1 241V244H0L1 245L0 247L2 248L1 252H4L3 249H5V246H4L5 244L3 243V247H4L3 248L2 247ZM6 243H8V241ZM100 243L101 242H99V244ZM118 243H113V244H115V246H116V244H118ZM19 244H20V246H19ZM99 244H97V247L99 246ZM121 246H124V245H121ZM239 246H241V247H239ZM101 248H102V246H101ZM7 254L9 255V257H8ZM38 255H41V253L38 254ZM86 255L88 257H86ZM157 257H158V261H160V264H162V263L163 264H169V262L166 259V252L165 251L158 252ZM186 257H187L186 255L179 256L178 260L185 259ZM193 258L195 260H197V261L201 260V257H199L197 255H195ZM138 263H140V261L139 262L135 261L134 263H131V264H138ZM231 264H255V263H250V262L247 263V262H243V261H231Z\"/></svg>",
    "mask_w": 264,
    "mask_h": 264
},
{
    "label": "rangeland",
    "instance_id": "rangeland-1",
    "mask_svg": "<svg viewBox=\"0 0 264 264\" xmlns=\"http://www.w3.org/2000/svg\"><path fill=\"white\" fill-rule=\"evenodd\" d=\"M12 15V14H11ZM33 16H35V15H33ZM0 19H4V18H0ZM4 21V22H3ZM31 22V21H30ZM33 23V22H32ZM4 25L6 26V23H5V20H0V26L2 27H0V31L2 32V34H0V38L2 37V35H3V37L1 38L2 39V41L4 40L5 41V39H4V37H6L7 38V36H4L5 34L7 35V33H4V32H6V30L7 29H5V27H4ZM121 25V24H120ZM120 25L118 24V27H120ZM118 27H117V29H118ZM6 28H7V26H6ZM121 28V27H120ZM3 29H5V31L3 30ZM9 32V31H8ZM70 33H72V31H70ZM1 41V42H2ZM20 42H22V41H20ZM24 42V41H23ZM25 42H27V41H25ZM29 42V41H28ZM28 42H27V44H28ZM83 42V41H82ZM30 43V42H29ZM32 43V42H31ZM21 44V43H20ZM25 44V43H24ZM23 44V45H24ZM26 44V45H27ZM40 44H42V43H40ZM79 44V46L78 45H76L75 47H71V48H69V50H68V48H63V49H59L58 51L55 49L54 50V46L52 47H50L49 46V51H47L48 49L46 48V46H44L45 47V49H44V47L43 46H41V45H39V43L37 44V45H35V47L37 48V46H38V49H39V51L40 52H49V53H52V54H54V57L51 59L52 60V63L50 62V63H48L49 65H47L46 64V66L45 65H40V66H38V65H36V66H34L35 68H37V69H35V68H33L31 65H33V64H31V63H29L27 60H23V59H21L20 61H22V62H20V61H18V63L17 62H15V58L13 59V57L12 56H9V58L7 57V56H4L3 54H0V64H8L7 63V61L8 60H10L11 58H12V62H13V64H14V62L16 63V67L18 68L19 67V69L18 70H20L21 69V71H28L29 73V76H30V74L32 73V74H36L35 76H34V78H33V75H31L30 77H28L29 79L31 78V82H32V79H36L35 81L33 80V82H34V84H33V87L31 86L32 85V83L29 81V79L27 78V76H26V78H22V77H18V76H12V77H10V76H7L6 78H4V81L1 79V77H0V83H1V80L3 81V83L2 84H5V85H2V84H0V86L2 87V89H1V87H0V91H2V92H0V94L2 93L4 96L2 97L1 95V98H5L6 99V97L7 96H9V92H8V90L10 91V93L12 92V94H10V96L8 97V98H11V99H9V100H7V101H4V102H2L1 100H0V153L2 154V151H4L3 152V154L5 153L6 155H7V157H6V155H3V156H0V159H2L0 162H3V164L2 163H0V167L1 168H3L4 170L8 167V168H10L11 166H17V165H19L18 167L20 168H17V169H15V170H17V172L19 171L20 172V175L21 176H18V173L17 172H15V170H14V172H15V175H16V173H17V177H15V175L14 174H12V176H11V173H14V172H12L13 171V169L12 168H10V169H12V170H10V175L9 174H6V173H3V176H1V174H2V172H1V174H0V201H1V203L2 202H5V204L7 205H5V204H3L4 205V208H6L5 209V211H6V213H7V215L4 213V217H3V214L1 213L0 214V231H2L3 230V228H4V225H3V223H4V220H5V218H6V220L7 219H9L8 218V215L11 213L10 211H13V212H15L14 214H12V216H13V220H14V222L16 223V219L18 218V216H20L21 215V213H19L20 212V209L22 208L21 207V204L19 203V201L17 200V198H19V189L21 188V187H27V188H29L30 190H32V191H37V190H39V189H41V192L43 193L42 195H43V197H45V199L48 201V204H49V202H50V204H52V201H50L49 199L51 198V197H54V198H57V199H59V200H57L58 202H56L55 203V207H53L55 210H57L58 212L59 211H61L59 214H61L62 213V215H63V217H64V214H65V216H66V213H64V212H62L63 210L65 211V212H68L67 213V215H68V218L69 219H71V220H74L75 221V218L77 217V215H79L77 212H78V210L80 209V214H81V212L82 213H84L83 214V217H82V219L84 218V215H86V213H87V206H88V208L90 209L89 210V212H91L90 214L88 213L87 215H89V217L88 216H85V218L86 219H91V220H98V218L100 217V219L102 218V217H104V216H107V215H105V211H110V208L109 207H107V206H110L109 204H108V202L109 203H113L114 205H115V203H118V204H121V202H122V199H125V200H127V199H129V201L127 200V201H125V203H124V205L126 204L127 205V207L129 206L128 204H133L134 203V199H136L135 200V202L137 201V198H140V196L137 194V193H124L123 191H124V189H123V186L126 184V185H136V183L134 182V181H136V182H138L140 185H138V186H140L141 187V184L143 183V185L142 186H144V183H145V186H151V187H153L154 189H155V193H151V192H149V193H146V194H143V197L142 198H144L143 200L144 201H146V202H144L143 200H141V204L142 203H147V205L150 207V209H152V212L151 213H149L148 215L150 216L151 215V222L153 223V224H155V223H157V221H156V219H157V216L159 215V214H162L161 216H158V217H160V218H162V220L160 219V218H158V219H160L161 221H165L166 219L167 220H170L171 221V223H172V220H173V224H174V222H178V223H182V224H187V227H186V230H185V232L187 233L184 237L187 239V242H176L175 240H176V237H181L182 236V234H180V235H177V234H175V233H173L171 230H167V231H165L164 232V235H163V237H162V235H156V236H158V238H160V237H162V239L161 240H163L164 242L161 244V245H159V246H157V247H155V246H153L152 244H151V249L150 248H145V249H143V250H127L124 254H122V255H120V256H117V257H115L113 260H115V261H124V262H127V263H129V264H131V263H134L135 261H140V263H138V264H160V261H158V257H157V254H158V252H160V251H165L166 252V259H167V261L169 262V264H231V261H243V262H250V263H255V264H264V216L260 219V217H251V212H253V211H258V212H260L261 211V209L263 208V210L262 211H264V202H262L263 203V205H262V203H261V201H264V192H263V190H264V188H263V186H264V168H263V166H264V156L263 157H261V156H259V153H257V152H253V151H249L250 153H248V152H244L243 154L241 153V151H240V153H238V151L236 150V148L238 147V146H240L239 144H242L243 143V145H244V141L246 142L247 141V143H246V145H249V144H253V142L254 143H261L262 144V142H261V140L263 141V143H264V136H262V134L264 133V122L263 123H261V125H262V127H261V125L259 124L261 121H259L257 118H256V114H257V117H264V112L262 113V115H259L258 116V114H260V112H258L257 113V111H255V113L254 112H252V110H256V108H259L261 105H262V101H260V100H256L255 98H253V100L252 99H244V101L241 103V105L242 106H249L250 107V109H249V107H246V109H245V106H244V108L243 109H240L241 111L240 112H245V115L247 116V114L249 113V111H250V113L248 114V116L250 117L251 115L250 114H255V115H253L252 114V116L256 119V121L258 120V122H256V121H254L255 119L253 118V119H250L249 121L251 122H249L248 120H244V122H246V124H247V129H249V125H250V129L251 128H253V129H255V130H253V129H251V131H249V133L248 134H251V136L249 137V135H246V137L244 138V134H247V133H243V131L245 130V128H246V124L245 123H243V121L242 120H240L241 121V123H243V124H245V125H243L242 124V126H245L244 128L241 126V124H240V122H239V119H237L236 118V112L237 111H235V115H234V117H235V121H234V119L233 118H231L232 117V115L230 116L229 114H231L229 111H228V107L226 108V106H227V104H224L225 102L223 101L224 99H222V97H223V95L219 92V91H217L215 94H214V92L215 91H213V94H212V91H207L208 90V87H206L207 89L205 90V87H201V86H199V87H197V86H190V88H189V85H187L188 86V89H190L189 91H191V89L192 88H194V90H193V93H189V96H190V98H188L189 100H187V97L185 96V94H184V92H186V91H182V94L180 95V94H177V93H179V92H177V93H175L174 91L172 92V90L171 91H168V90H165L166 91V93L164 92V90H162V89H159L157 86H158V84H159V82H163V81H161L162 79H165L166 80V82L167 81H169V80H167V77L169 78L170 76H167L166 75V78H165V74H160L159 76L160 77H162V76H164V78H160L159 76H158V73L160 72V71H156V69L154 70L153 68H154V65H155V63H156V61L154 62V60H153V62H150V63H145V65L146 66H152V68L150 67V69H152L153 70V72L151 73V70L148 68V67H144L143 68V64H141V65H139V63H137V65H139V67H136L137 69L139 68V71H141L140 70V68L142 69H144L145 71H143L144 73H146L147 71L152 75L153 74V76H152V78L154 79V76H156L155 77V81H157V80H160L159 82L157 81L156 83H155V81L153 80V83L152 82H150V81H152L151 79H150V81H149V79L148 78H151V77H149L148 76V78L146 77V74L148 73H146V74H144L143 76H141V77H139L140 79H143L142 80V82L144 83L145 81V85L143 84H141L142 82H141V80H140V84H141V86H142V88H143V86H145L146 88H144V89H146L147 90V93H145V91L143 90V92H142V88L141 87H139L138 89H139V91L140 92H138V90H136V92L139 94H137L138 95V97L136 96V98H137V100H138V98H139V100H142L143 101V105L142 106H140V105H138L141 101H139V102H137V104L136 105H138V107L140 106V107H145L146 105H148V103L150 104V105H148V106H146L147 108V111H148V109H149V111L150 112H152V113H150L149 115H148V113H143V111L144 110H146V109H144V107L143 108H141L142 110H141V112H140V110L138 109V108H136V106L134 107V109H133V107H132V110H130V108H128L130 105H135V103H136V101L137 100H132L133 98H131V101H132V104H131V101L130 102H128V104L130 103V105L128 106V104L125 102V103H123V105H126V106H123V105H120V107H118L117 108V106H119V105H117L116 106V104L114 103L113 104V102H110L111 104H113V106H115L117 109H119V111L120 112H122L121 110H122V108H123V110H124V108H125V110L126 111H129L130 113H133V110H134V113L135 112H138V113H135V114H130L129 112H127L128 114H130L129 115V117H127V118H130L131 119V116H132V118H134L132 121H133V123H132V121H128V123L126 122V118L124 119L125 121H122L123 123H124V127L122 126V122L121 123H119V125L120 126H118V125H116V124H118V123H114V126L113 125H111V124H113L112 122L110 123V121H103L102 120V123H101V121H100V119H99V117H101L102 115L100 114H97L99 117L97 118L98 120V122L96 121V118L94 117V120H92V118L91 117H88V118H85L86 120H92V122L93 123H95V124H91L92 122H88V121H86L85 119H83L82 120V122L83 123H85V125L86 126H88V127H94L95 125V127H97V125H98V123L100 122L101 123V125H102V128H104L103 126H105V124L108 126L109 124H107V123H110V127L111 126H113L112 128H114V127H117L118 129H119V133H121L122 131H123V133H124V130H126L127 131V133L128 134H119L118 133V129H116V128H114L115 130H113V129H111V128H109L108 127V129H110V130H112V131H116L114 134H118L119 136H116V135H114L116 138V141H115V139H113V135H112V138L111 137H109L108 139L106 138V139H100V138H98V137H95V136H93L92 134H90V132H91V130H89V129H86V135L87 134H89V136L88 137H86V139H87V141H89V143L91 142L92 144L94 143L95 145H96V143L97 142H101V140H104L105 142H106V145L108 144V145H112V147L114 146L116 149H117V151H118V145L120 144L125 150V152H126V156L128 157V160H124L123 162L121 161L120 162V164L121 163H123V164H119L118 166H117V168L118 169H122L124 166H126V164H130V162H131V165L132 164H137V165H135V166H139V165H141V166H143L144 165V163L143 162H148V160H146V157L148 158V159H152L151 160V162H153V163H162V162H164L162 159H164L165 158V160H166V157H164V158H162V156H164V154L163 153H166L167 151H162V150H160L159 148H158V146L157 147H155V146H151V149H149V151L147 150V149H144V147L143 146H141V145H143L142 143H144V144H148V143H150V144H152L151 142H152V140L153 141H156L157 140V138L156 137H154L155 136V132L157 131V130H160V131H157V132H160V135H159V133L157 134L156 133V135H158V136H164L165 135V133L164 132H166V135L167 136H164V138H166V137H168V135L170 136V132L168 131V130H170L171 131V129L172 128H177L178 127V125L176 126V127H174V126H172V127H170L171 125H175V124H179L178 122L180 121V125L181 126H179L178 128L179 129H181L180 131L178 130V128L175 130V133H176V135H175V133L173 132L174 130L172 129V131H171V135L173 134V135H175V136H177V134L180 136H178L179 138H183L184 137V139L183 140H188V138H186V134H187V132H188V128L189 127H191V126H193V124H194V127H191V128H189V130L191 131V130H193V133H191L190 131H189V133L190 134H192V135H189L188 134V136H191V137H189L190 138V140H194L195 139V137H196V141L198 142L199 140V137H200V141H203V142H198L201 146H203V147H205V148H207L205 145H208V144H211L210 146H211V150H210V152L211 151H213L214 153H212L213 155L216 153V155L218 154V158H219V160H217L216 162H214V161H212L213 163L211 164L210 162V160H208V161H210L209 163L208 162H206L205 163V161H207V160H204V161H202V160H200L199 162L201 163L200 165H202V167H200L198 170H199V172H197L196 170V167H198V166H200L199 164H197V163H199V162H196V164H194V165H196L195 167L193 166V163L192 162H195L194 160H192V159H190L189 160V162L187 163V161H188V159L189 158H185V157H183V155H182V159H181V155L179 154L180 152H178L177 150H173V152H170L169 154H165L166 156H168L169 155V160H171V162L169 161V163H170V168L168 169V170H166V171H164L163 173H160V171L158 170H154V172L155 173H153L152 171H149V170H147V169H145L144 167L143 168H141L140 166V169L142 170V172L140 171V169H139V167H136L135 169H134V171H133V166H132V168L130 167V166H126V169H125V167L123 168V170L125 169L126 171H128L127 169H131V170H129V172H131V174H130V176L131 177H133V179L130 177V176H128L129 175V173H127V172H124V171H122L121 169L119 170L120 171V173H122V175L125 177H121V180L123 181V182H121V181H118L119 183H120V185H122L120 188H118L120 185H118L119 183L116 181V184H115V182H110V183H108V184H106L105 185V187H102V186H104L102 183H101V185L102 186H100L101 188H99V186L97 187L96 185H99L98 183L96 184L95 182L96 181H94L92 178V180L90 181V183L92 184L93 183V185H95L98 189L96 190V188H95V190H96V192H94L95 194H103V195H101V197H100V199L99 200H97L96 199V201H97V204H95V200L92 202V200H87V202L86 203H83L82 201L80 202L81 204H82V206H83V208H82V206L79 204H76L75 203V207H74V202L73 201H70V199L72 198V197H70L69 198V200H66V199H68V198H66V199H64L65 197H66V194H68V192L66 191V194L64 195V193H62L61 192V189H60V191H59V189L58 190H54V188L55 189H57L56 188V185H55V187L53 188V185H51V186H49V185H47V184H49L48 183V181L44 178V177H42V175H43V173H41L42 175H41V177H40V173L39 174H37V175H33V176H31L30 175V177H29V174L28 175H26V173L27 172H25V170H22L24 167L26 168V167H28L29 166V163H28V160L26 161V160H22L23 159V157H21L22 159H19V158H15V155H16V157H17V154L19 155V154H21L22 155V153H23V155L22 156H26V157H30V152L31 151H33V150H35V151H38L39 152V155L41 154V156L44 154V156H46L47 157V155H49V153H47V152H50V154H51V152L52 153H54L55 152V150H54V148H56V153H57V155H62V153H64V151H63V148H62V146L61 147H59V146H57L56 144L57 143H53V144H50V145H48V144H46V143H42V137H40V136H42L41 135V133H42V130H40V129H42L43 127H45V128H43V130L44 129H46V127L47 128H52V125L50 124V122H52L53 120H55L54 121V123H52L53 124V129L54 128H57V126L58 127H60V126H62V122H61V120L63 119V121H64V119H65V121L70 125V123L72 124V125H78L79 124V118L77 117V116H75V114L76 113H78V111H79V109H78V107H75V105H74V103L70 100V99H65L67 96H70V95H74L75 93H76V95L78 94V86H82V87H85V88H87L88 89V91H90V92H87L88 93V95H86L87 93H85V96H87L88 98H86L87 99V101H89V99H90V101H95L96 100V97H97V95H99V96H103V97H107V95H108V93H111L112 91H113V89L114 88H116L117 87V85H118V82H120L119 80H121L122 78H120V77H118V73H119V68H121V66L123 67L122 69H120V70H122V71H125L126 70V72L125 73H128L127 75H131V76H127L126 74V76L127 77H129V79H131V81H132V77H134V79H135V77H136V75L134 76V71H133V66L135 67V64L136 63H134L133 61H130V62H128V59H126L125 60V63H123L124 62V60H123V57H120L119 55H118V57L117 56H115V54H114V56H113V53L111 54V50H110V48L109 47H107L106 46V44H103L102 45V51H103V47H104V45H105V50L104 51H106L107 49L106 48H108V51H107V54L106 53H104V54H102V53H100L99 55H98V52H101V49H100V47H99V49H98V52H97V46H100V45H93L95 48H92V45L90 46V45H88V44H86L85 42H83V44L82 43H78ZM30 45V44H29ZM227 46V45H226ZM226 46H224V48L226 47ZM47 47H48V45H47ZM56 47V46H55ZM79 47H83V49H80ZM228 47V46H227ZM41 48H43L42 50H40ZM71 49H73V50H71ZM78 49V50H77ZM191 49H194V48H191ZM62 50H63V52H66L65 54V56H64V53L62 52ZM80 50V51H79ZM85 50V51H84ZM109 50H110V54L111 55H108L109 54ZM187 51L185 52L186 53V55L190 58V59H188V57H186V55H185V53L183 52V50L182 51H180L181 53L183 52L184 53V55H174V56H172L171 55V53H163L164 55L162 56L163 58H161L160 57V60L159 61H157V65H155V67L156 66H158L157 67V70L158 69H160V70H163L162 72L163 73H166V71L164 72V67L165 66H167V65H165L164 63H166V64H168V66H170V64H176V66L177 65H179L180 63H181V67H186V65L187 66H189V64L186 62V65L185 66H183L184 64H185V62H183V61H191V63L192 64H196V63H194V60H195V58H196V56H198V54L197 53H199V58H200V55H201V53L199 52V51H194V50H196V49H194L193 51H191V50H189V49H186ZM61 51V52H60ZM184 51H185V49H184ZM55 52V53H54ZM59 52H60V55H59ZM69 52H70V54H69ZM78 53V57L80 58V59H84L85 61L87 60V59H90V60H88V62L87 63H85V61H82V60H80L78 57H77V53ZM84 52H86V53H84ZM177 52H179V51H177ZM179 52V53H180ZM188 52V53H187ZM193 52H195L197 55H195V53H193ZM72 53V54H71ZM73 53H74V55H73ZM76 53V54H75ZM83 53V54H82ZM179 53H176L175 52V54H179ZM182 53V54H183ZM192 53V54H191ZM58 54V57L56 56ZM68 54V55H67ZM168 56H167V55ZM174 54V53H173ZM202 54H207V53H203L202 52ZM80 55V56H79ZM90 55V56H89ZM100 55H102L101 57H100ZM106 55H107V58H106ZM191 55V56H190ZM66 56H67V60L65 59L66 58ZM69 56H71L70 58H69ZM112 56V57H111ZM167 58H166V57ZM182 56H185V57H182ZM209 56L210 55H208V57L207 56H205V61L203 60V58H202V56H201V59L200 60H198V62H197V65H206V64H209V63H211V64H213V62H214V60L212 61H210L209 60V62H207L208 61V58H209ZM6 57H7V60H6ZM77 57V58H76ZM83 57V58H82ZM84 57H86V58H84ZM105 57V58H104ZM176 57V58H175ZM57 58H58V60H57ZM62 58H64V59H62ZM68 58L71 60V61H69L68 60ZM122 58V59H121ZM173 58H175V61H176V59H177V61L176 62H174V59L172 60ZM178 58H180V59H186L187 58V60H181V61H179V59ZM206 58H207V61H206ZM78 59H79V61H82V63L80 62V64L81 65H83V64H86V65H83L85 68H86V72H85V74H84V76H82L80 79H75V80H71V77H69V73H68V76H67V72L66 71H64L63 72V68H68V67H70V66H68V67H66L67 66V64L68 65H71V67L72 66H79V65H77V64H79V61H78ZM107 59V60H106ZM109 59V60H108ZM115 59H118V60H120V65L118 64V62H117V60H115ZM170 59L171 60V62H170V60L168 61V60ZM209 59H211V58H209ZM112 60V61H111ZM123 62H122V61ZM162 60H163V62H162ZM27 61V62H26ZM58 61V62H57ZM66 61H68V62H66ZM109 61V63H107ZM168 61V62H167ZM179 61V62H178ZM189 61V62H190ZM196 61H197V58H196ZM195 61V62H196ZM9 62V61H8ZM25 62V63H24ZM84 62V63H83ZM117 62V63H116ZM182 62H183V64H182ZM27 63H29V64H27ZM72 63V64H71ZM130 63H132V67L130 66ZM190 63V65L191 66H193L192 64ZM10 64H12L11 62H10ZM52 64V65H51ZM53 64H55V66L53 65ZM89 64V65H88ZM109 64V66H108V68H106V66ZM115 64V65H114ZM118 64V65H117ZM125 65L126 66V68H124V66L123 65ZM129 64V65H128ZM161 65L162 64V67H163V69H161L160 68V66L159 65ZM17 65H19V66H17ZM57 65V66H56ZM164 65V66H163ZM196 65V66H197ZM49 66V67H48ZM59 66V67H58ZM60 66H61V68H60ZM63 66V67H62ZM65 66V67H64ZM167 66V67H168ZM173 66V65H172ZM175 66V65H174ZM43 67H45V68H43ZM55 67H57V68H55ZM80 67V66H79ZM117 69H116V68ZM119 67V68H118ZM42 68V69H41ZM50 68V69H49ZM52 68V69H51ZM58 68H59V71H58ZM110 68V69H109ZM111 68H115L117 71V74H115V70H112ZM33 69H35L34 70V73L32 72L33 71ZM39 69H40V71H39ZM105 69H106V71H105ZM45 70V71H44ZM62 70V71H61ZM127 70H128V72H127ZM134 70H135V68H134ZM147 70V71H146ZM165 70H166V68H165ZM38 71H39V73H38ZM44 71V72H43ZM109 71H111L110 73H109ZM136 71H138V70H136ZM154 71H156V75H155V72ZM31 72V73H30ZM40 72H42V73H40ZM60 72H61V74H60ZM132 72V73H131ZM143 72H140L141 74L143 73ZM129 73H131V74H129ZM139 73V72H138ZM37 74L40 76V77H42V75H47L48 77L46 78V79H44L43 77V80H41V78L39 77V79L37 80ZM41 74V75H40ZM60 76H59V75ZM65 74V75H64ZM121 73H119V76H122V75H120ZM122 74H124V72L122 73ZM137 74V73H136ZM50 75L52 76L51 77V79L49 78L50 77ZM124 75V76H125ZM162 75V76H161ZM168 75H170L169 73H168ZM56 76V77H55ZM125 76V77H126ZM145 76V77H144ZM158 76V77H157ZM14 77V78H13ZM36 77V78H35ZM118 77V78H117ZM143 77V78H142ZM172 77V76H171ZM11 78H13V79H11ZM54 78V79H53ZM56 78V79H55ZM124 78V77H123ZM137 78V77H136ZM138 78V79H139ZM156 78H158L157 80H156ZM6 79V80H5ZM128 79V78H127ZM126 78H125V80H124V82L122 83V84H120L119 83V85H123V84H126L127 85V83H126V80H127ZM169 79H171V78H169ZM183 79V78H182ZM180 79V78H176V79H173V77H172V80L174 81V82H176V84H178V82H180V80H181V82L183 81V80H185V79ZM9 80H10V82H11V80H14L15 81V85H12V84H14V81H13V83L11 82H9ZM27 80H28V82H27ZM49 80L51 81V80H53V83H52V81L51 82H49ZM56 80H58V82H56ZM123 80V79H122ZM137 80V79H136ZM172 80H171V82H172ZM189 79H187V80H185V82L187 81V82H189L188 81ZM23 81V82H22ZM40 81H43V85L42 86H46V87H44L46 90H47V92H45L44 90H43V92L41 91V88L42 87H40ZM55 81V82H54ZM60 81H65V82H67V84L69 83V81H70V85L71 86H69V87H75L76 86V90H77V92H76V90L75 91H73V92H66L65 93V95H67V96H64V90H59L60 89V85L62 84V82H60ZM20 84H22V87H21V85H19V83ZM24 82H27V84H26V86L24 85L25 83ZM44 82H46L45 83V85H44ZM65 82H64V84L61 86V87H68L67 86V84H65ZM72 82V83H71ZM128 82V81H127ZM147 82H149V84L147 85ZM184 82V81H183ZM58 83H60V85L58 84ZM129 83H130V81H129ZM153 84V86L155 85V84H157V86H156V88L157 89H159L160 91H157V93H155V88L154 87H151V88H147V86H149L150 87V84ZM21 87V89L19 88V86ZM117 84V85H116ZM7 85V86H6ZM8 85H9V87H10V89L8 88ZM16 85H17V87H16ZM29 85H30V87H29ZM75 85V86H74ZM78 85V86H77ZM126 85H124V86H126ZM6 86V87H5ZM110 86H112V88L110 87ZM113 86H116V87H114L113 88ZM26 87V88H25ZM31 87L33 88V92H35V93H33V95H34V97H36V100H35V98L33 99L34 101V103H38V102H36V101H42V100H48V99H46V98H44L43 99V97H42V95L44 96V97H47V98H49V96H51V97H53L54 96V101H56L55 103H58V102H62V101H58V100H64L62 103H60L59 104V106L57 107V106H55L54 108H52L51 107V110H49L50 109V107H42V106H36V104H35V106H34V104H33V102L31 101V102H29L30 100H29V96H30V93L32 92V89H31ZM49 87H51V88H49ZM127 87V86H126ZM192 87V88H191ZM195 87L196 88H198L197 90H198V92H200L201 91V93H203V96H202V99L204 100L205 99V101H204V104H210V102H214L215 104H213L212 106L213 107H208L207 108V106H206V108L209 110V108L211 109V112L210 113H213L212 115L210 114V116H209V112H207V110H206V108H205V110L203 111V114H201V112H200V110L201 109H204V106L205 105H203V102L201 101V99H200V96L202 95H200L199 96V94L200 93H198V95H197V93L195 94V91H196V89H195ZM22 88H23V90H22ZM53 88L58 92V96H55L56 95V93L57 92H55V90L53 91ZM79 88H81V87H79ZM111 88V89H110ZM152 88H154L153 90H151ZM19 89V90H18ZM25 89V90H24ZM28 89V90H27ZM29 89H31V92H30V90ZM43 89V88H42ZM52 90L51 92H49L48 90ZM132 89V88H131ZM186 90H187V87L185 88ZM20 92V90H21V92H20V94L22 93V95L25 93L26 94V97H24V99L27 101H25L24 99H23V97H22V95H21V97H22V100L21 99H19V97L20 96H17V94L19 93L18 91ZM207 91V92H209L208 93V95H207V92H206V94H204L205 93V91ZM25 91V92H24ZM128 91V90H127ZM124 92V93H127L128 95L127 96H131V97H135V95L134 94H132V93H135L136 94V92H132L131 93V91L132 90H130V91H128V92ZM167 91H168V93H167ZM8 92V93H7ZM29 94V96H28V98H27V93ZM40 92L42 93V94H40ZM162 92H164L165 94H164V97H166V96H168V97H166V98H163V93ZM172 92V93H171ZM192 92V91H191ZM197 92V91H196ZM8 94L7 96L5 95V94ZM15 93H17V94H15ZM72 93H74V94H72ZM130 93L132 94V95H130ZM141 93H142V95H141ZM158 93L160 94V95H158ZM188 93L186 92V94H187V96H188ZM20 94H18V95H20ZM24 94V95H25ZM51 94V95H50ZM53 94V95H52ZM96 95V97H95V95ZM144 94V95H143ZM161 94H162V97H161ZM11 95H15V96H13V97H11ZM32 95V93H31V97L33 96ZM40 95H41V97H40ZM134 95V96H133ZM145 95H147V96H145ZM150 95V96H149ZM197 95V96H196ZM215 95V96H214ZM16 96H17V99H15L16 98ZM61 97V99H58V97ZM143 96V97H142ZM191 96H192V98H191ZM194 96V97H193ZM50 97V98H51ZM57 97V98H56ZM59 97V98H60ZM65 97V98H64ZM146 97V98H145ZM160 97V98H159ZM7 98V99H8ZM14 98V99H13ZM95 100H94V99ZM126 98H128V97H126L125 96V100L127 101V99ZM130 98V97H129ZM141 98V99H140ZM144 98H145V100H144ZM163 98V99H162ZM53 99V98H52ZM51 99V100H52ZM160 99V100H159ZM165 99V100H164ZM190 99H191V103H190V105L191 106H193V103L194 102H196L195 104L196 105H194V107H192L193 109H195V110H193L192 109V111L190 112H188V111H185V110H191V108H189V103L188 102H190ZM12 100H14V103H13V101ZM18 100V101H17ZM49 102H50V99L48 100ZM168 101V102H167ZM226 101V100H225ZM247 103H246V102ZM22 104H21V103ZM134 102V103H133ZM147 102V103H146ZM198 102V103H197ZM252 102H255V103H252ZM11 103V104H10ZM25 103V104H24ZM53 104H55L54 102H52ZM145 103V104H144ZM172 104V106L170 105V104ZM216 103H218V107L220 106L221 107V109L220 108H218V112L220 113L221 111L220 110H222V112L219 114L217 111H216V109H217V104ZM226 103H228V102H226ZM259 103H260V105H259ZM220 104H223L222 106L220 105ZM250 104V105H249ZM253 104V105H252ZM3 105H5L4 107H3ZM38 105V104H37ZM151 105H152V109H151ZM154 105H155V108H154ZM187 105H189L188 107H187ZM214 105H215V107H214ZM161 106H163V108L161 107ZM171 106V107H170ZM252 106H253V108H252ZM71 107H75L74 108V111H72L71 112ZM126 107H127V109H126ZM165 107H166V110H165ZM185 107H187V108H185ZM224 107H225V109H224ZM238 107H239V105H238ZM255 107V108H254ZM261 107H263V108H261ZM260 107V109H264V101H263V106H261ZM42 108H47L46 110H44V109H42ZM49 108V109H48ZM72 108V109H73ZM137 109V111H135L136 109ZM174 108H175V110H174ZM214 108H216V109H214ZM240 108V107H239ZM40 109H42V110H40ZM53 109H54V112L56 113H53ZM64 109V110H63ZM75 109H78V111L77 112H75ZM121 109V110H120ZM129 109V110H128ZM154 109V110H153ZM156 109V110H155ZM172 109V110H171ZM220 109V110H219ZM19 110V111H18ZM67 110H69L68 111V113H67ZM124 110V111H125ZM139 110V111H138ZM151 110H153L154 112H155V114H154V112L153 111H151ZM161 110H162V113H161ZM168 110V111H167ZM176 110H177V113H175L176 112ZM179 110H183L184 112L183 113H180V111ZM213 110V111H212ZM225 110H227L226 112H225ZM243 110V111H242ZM146 111V112H147ZM170 111H172V112H170ZM214 111H216L215 113H214ZM224 111V112H223ZM20 112H22V113H20ZM70 112V113H69ZM75 112V113H74ZM158 113V115H159V117L157 116V113ZM190 113V114H188V117H187V119H185L184 117L185 116H187V114L186 113ZM198 112H199V114H201V115H198ZM204 112H206L205 113V116H203L204 115ZM227 112H229V114L227 113ZM13 113H15L18 117H19V115L17 114V113H20V118L22 117L23 119H20V122L18 121L19 120V118H18V120H17V118H16V116L15 115H12ZM102 113V112H101ZM126 113V112H125ZM142 113V114H141ZM170 115L171 113H173L172 115H173V118L171 119V118H169V115ZM179 113H180V116H179ZM192 113V114H191ZM226 113V115L228 116L229 115V117H224L223 115ZM238 113V112H237ZM53 114H55L56 116H55V119H53L54 118V115ZM121 114V113H120ZM175 114H176V116H178V117H176L175 116ZM217 114H218V116H217ZM233 114V113H232ZM7 115L9 116V115H11V117L9 116V117H7ZM27 115L29 116V115H31V116H34V125H33V118L31 117V116H29L30 118H32L31 120H32V128H33V126H35V123H36V125L38 126H36L37 128L35 129V128H33L34 130H33V132H32V137H27L26 136V134L23 132V131H17V130H12V129H10V128H8V126H7V124L6 123H11L12 122V124L13 125H17V126H19V125H28V123H26V121H27V119H26V117H27ZM63 115V116H62ZM70 115V116H69ZM96 115V116H97ZM122 115H125L123 112H122ZM136 115V116H135ZM138 115V116H137ZM143 117H142V116ZM148 115V116H147ZM152 115L154 116V118L152 117ZM182 115H185L184 117L182 116ZM191 115H192V117H191ZM194 115V116H193ZM14 116H15V118H14ZM65 116V117H64ZM125 116H128V115H125ZM154 119V121H153V119H151V117ZM171 116V115H170ZM176 118H175V117ZM201 118V120H200V118ZM220 116H221V118H220ZM251 116V117H252ZM28 117V118H29ZM45 118L46 117V120H43V122L45 121H47L46 123L47 124H45V122L43 123V122H41L40 121V125L41 126H43L42 128H40L41 126H39L38 125V123H39V119H42V118ZM51 117H52V121H51ZM63 117V118H62ZM142 117V118H141ZM148 117H150V119H149V121H147V118ZM156 117H158L157 119H156ZM172 117V116H171ZM180 117H181V119H180ZM190 117V118H189ZM202 117L204 118V119H202ZM207 117V118H206ZM213 117L215 118V119H217V120H219V118H220V120H222V122L224 121V123L226 124V126L228 125V127H226L225 125H224V127H226V128H228L229 129V126H230V124L232 123V124H235V126L233 127V125L231 124V127H233V128H235L236 129V127L237 126H240L241 127V134L243 133V140H241V136L239 137L240 139V141H238V140H233V137L236 135V132H237V129H240V127H237V129L235 130H233V128L232 129H230L229 131L227 130V132H225V128H223L224 130H221L222 129V127H223V125L221 126L220 124L222 123L221 121H218L219 123H216V124H213L214 122H212L211 120L213 119ZM10 118H11V120H10ZM29 118V119H30ZM35 118H38V122H35L36 120H35ZM68 118V119H67ZM91 118V119H90ZM140 118V119H139ZM145 118V119H144ZM178 118V119H177ZM102 119V118H101ZM139 119V120H138ZM162 119H164L165 120V122H167V123H170V126H169V124H168V126L169 127H167V129L165 128V130L163 129V127L165 126H167L166 124H165V122L164 121H162ZM169 119H170V121L171 122H169ZM177 120V122L175 123V122H173L174 120ZM190 119H194L196 122H197V120H200V122H193V124H192V122H191V124H190V122H189V120ZM197 119V120H196ZM205 119H207V120H209V122L211 121L212 122V124L215 126L216 125V128H217V133H218V130L220 129V126H221V129H220V131L219 132H221L220 134H221V136H220V134L218 133H216L217 134V136H216V134H215V132H216V130H215V127L214 128H212V125L209 123V125H206V124H208V123H206L207 122V120H205ZM211 119V120H210ZM225 119H227V120H225ZM230 119V120H229ZM249 119V118H248ZM22 120H24V121H22ZM31 120H28V122L30 121L31 122ZM69 120V121H68ZM175 120V121H176ZM179 120V121H178ZM185 120V121H184ZM206 122H205V121ZM217 120H216V122H217ZM229 120V121H228ZM238 120V121H237ZM253 120V121H252ZM64 121V122H65ZM94 121H96V122H94ZM137 121V123H138V121H139V123H138V125H137V123H135V122ZM144 121V122H143ZM159 122V124L161 125V123H162V126H158V125H156V124H158L157 122ZM183 121L184 122H187L188 121V123L189 124H187V128H186V123H183ZM213 121H214V119H213ZM236 122V123H233V122ZM29 122V123H30ZM61 122V123H60ZM146 122V123H145ZM172 122H173V124H172ZM205 122V123H204ZM221 122V123H220ZM231 122V123H230ZM252 122H253V125H252ZM19 123H21V124H19ZM41 123H43V124H41ZM67 123L65 124L66 126H69V125H67ZM97 123V124H96ZM100 123H99V125H100ZM125 123H127L126 125L127 126H125ZM129 123H132V124H130L129 125ZM155 123V125L153 126L152 124H154ZM228 123V124H227ZM237 123H239L238 125H237ZM19 124V125H18ZM135 124L137 125V127H135ZM185 124V125H184ZM195 124H196V128H195ZM197 124H199L198 126H197ZM203 124H205V125H203ZM217 124H219L220 126H218L219 127V129H218V127H217ZM254 124H255V126H254ZM5 125V126H4ZM71 125V126H72ZM98 125V127H100ZM116 125V126H115ZM149 125V126H148ZM188 125H189V127H188ZM211 125V126H210ZM259 125V126H258ZM121 126L123 127V128H121ZM129 126H133L134 128H139L140 130H141V132H142V134L140 135V136H134V137H132L131 138V136H129V133H130V130H128L127 129V127L130 129V127ZM153 127V130H152V128L151 127ZM156 126V127H155ZM157 126H158V128H157ZM184 126H185V128L187 129V132L186 131H184ZM205 126H206V128H205ZM209 127V129H208V132L209 131H211L212 129H214V132H212V133H214V134H212V133H208L207 131H206V136H205V130H207V128ZM106 127V126H105ZM126 127V128H125ZM150 127V128H149ZM162 128V130H161V128ZM210 127L212 128L211 130H210ZM101 128V127H100ZM107 128V127H106ZM105 128V129H106ZM155 128H157V129H155ZM171 128V129H170ZM205 128V129H204ZM262 128H263V130H262ZM39 129V130H38ZM123 129V130H122ZM154 129L156 130V131H154ZM152 130V131H151ZM179 132H178V131ZM203 130H204V132H203ZM236 131V132H232V133H229L230 131ZM243 130V131H242ZM41 131V132H40ZM131 131H132V129H131ZM164 131V132H163ZM202 132L201 134H203L204 136H205V138H202L203 136L200 134V132ZM247 131V132H248ZM255 131V134H256V132L258 133L259 131L262 133H260L259 135L257 134V135H255L256 136V138L258 139V141H257V139L256 140H254L255 138V136H253V132ZM263 131V132H262ZM141 132H139V133H141ZM162 132H163V134H162ZM173 132V133H172ZM126 133V132H125ZM144 133V134H143ZM154 133V134H153ZM169 133V134H168ZM186 133V134H185ZM195 133L197 134V133H199L201 136H199V134H197V135H195ZM225 133V134H224ZM227 133L231 136H229L228 137V135H227ZM234 133V135H231V134H233ZM43 134V133H42ZM162 134V135H161ZM212 135V137L215 139V138H218V136L219 137H222V140L225 142V143H221L222 142V140L220 139V143L221 144H216V146H214L213 145V142H214V140H212L213 138L210 136V135ZM222 134H223V136L225 137V135H226V137H228V139L230 138H232V141L231 140H229V141H227V143L229 144V142L231 141L232 142V145H233V142H235V141H238V146L234 143V145L235 146H237L236 148H234V147H232V146H229V145H227V143H226V140H228V139H224L223 138V136H222ZM237 134H239L240 135V133H237ZM120 135L122 136V138L124 137L125 138V140L123 141V139L122 140H119V139H121V137H120ZM129 137H128V136ZM144 135V136H143ZM193 135H194V137H193ZM213 135H215V136H213ZM264 135V134H263ZM143 136V137H142ZM162 136V137H163ZM187 136V137H188ZM236 136H238V135H236ZM236 136H235V139H238V137L236 138ZM120 137V138H119ZM141 137V138H140ZM209 137V138H208ZM248 137V138H247ZM260 137V138H259ZM261 137H263V138H261ZM28 138L30 139V141H28ZM138 138H139V141H140V144H139V141H138ZM181 138V139H182ZM191 138H193V139H191ZM206 138L207 139H209V140H211V143H209L210 141H208V140H206ZM252 138H253V140H252ZM35 139H38V140H40L41 142H40V144L39 143H37V142H35L34 140ZM142 139V140H141ZM249 139H251V140H249ZM259 139H261V140H259ZM114 140V141H113ZM186 140V141H187ZM190 140H188L187 142H189ZM195 140H194V142L192 141H190L191 142V144L192 143H195V144H197V145H199L197 142H195ZM206 140V141H205ZM216 140V142H219V138H218V140L217 139H215ZM103 141V142H104ZM133 141V142H132ZM138 141V142H137ZM142 141V142H141ZM243 141V142H242ZM248 141H251V142H248ZM137 142V143H136ZM130 144V145H128V144ZM208 143V144H207ZM93 144V145H94ZM105 144V143H104ZM126 144V145H125ZM137 145V144H139V145H137V147L139 148V149H137V147H135V146H133V145ZM215 144V143H214ZM73 145H75V143H73ZM120 145H119V147H120ZM213 145V146H212ZM231 145V144H230ZM263 145V144H262ZM58 147H59V149H60V151H61V153L60 152H57V150L59 151V149H58ZM111 147V146H110ZM241 147H242V145H241ZM123 148L121 149V148H119V150H120V157H123L122 155V150H123ZM143 148V149H142ZM208 148H209V145H208ZM62 149V150H61ZM129 149V150H128ZM210 149V148H209ZM238 149L240 150V148L238 147ZM243 149V148H242ZM128 150V151H127ZM148 152H147V151ZM150 150H151V152H150ZM63 151V152H62ZM124 151H123V153H124ZM132 151V152H131ZM145 151V152H144ZM235 151H237L236 152V155H238V156H234V154H235ZM243 151V150H242ZM247 151V150H246ZM131 152V153H130ZM162 152V153H161ZM231 152H232V156H231ZM45 153H47L46 155H45ZM119 153V152H118ZM168 153V152H167ZM228 153H230V156L232 157H228L229 156V154ZM238 153V154H237ZM250 155V156H248V154ZM263 153L264 152H262V153H260L261 155H263ZM14 155V158L12 157V155ZM130 154V155H129ZM163 154V155H162ZM226 154V155H225ZM242 154V155H241ZM247 154V155H246ZM132 155V156H131ZM150 157H149V156ZM216 155H214L215 157H216ZM228 157V158H231V159H233L232 161H231V159H229L228 160V158L225 160V162L226 163H229L228 165L225 163L224 165H222L220 162L222 161V159L223 158H221V157ZM228 155V156H227ZM244 155V156H243ZM256 155V157L255 158H253L254 156ZM20 156V155H19ZM18 156V157H19ZM74 156H76V158H78V160L82 157V154L81 153H77V154H74ZM126 156H124V159H125V157ZM134 156V157H133ZM172 156V159L170 158ZM174 156V157H173ZM234 156V157H233ZM240 156H241V158H244V160L245 161H248V159L250 158V160H249V162H245V163H249V164H257V165H255V167H252L253 168V170H251V167H248V164H247V166H246V170L244 171L243 170V168L245 167V165L243 164V162H242V160L243 159H241L240 158ZM84 158H85V156H83ZM126 157V158H127ZM224 157V158H225ZM240 158L241 160H239V159H237V158ZM246 157V158H245ZM45 157H43V159H44ZM84 158H82V159H84ZM131 158L132 159H134V161L136 162V163H132L133 161L131 160ZM162 158V159H161ZM168 158V157H167ZM184 158V159H183ZM217 158V159H218ZM235 158V159H234ZM248 158V159H247ZM259 158H262L261 160L259 159ZM5 159V160H4ZM13 159V160H12ZM26 159V158H25ZM7 160H8V162H9V164L7 165ZM16 160V161H15ZM21 162H20V161ZM47 161H49V159L47 158L46 159ZM56 160V158L55 159H53L52 158V162H54ZM81 160V159H80ZM129 160H131V161H129ZM224 160V159H223ZM256 160V162H260V161H262V164H261V162L260 163H255L254 161ZM11 161H13V162H11ZM23 161L24 162H26L27 163V165L25 164V163H23ZM50 161H51V159H50ZM60 161H62V160H60L59 159V161L58 162H60ZM127 161L129 162V163H127ZM218 161H220L219 163L221 164H219V163H217ZM233 161H235L234 163H238V162H240L239 164H234L233 163ZM252 161H253V163H252ZM18 162V163H17ZM141 162V163H140ZM150 162V163H151ZM167 162H168V159H167ZM232 162V163H231ZM16 163V164H15ZM55 163H57V161H55ZM214 163H217V164H219V165H215ZM242 163V164H241ZM97 164V163H96ZM139 164V165H138ZM184 164L186 165L185 167H183L184 166ZM190 164V165H189ZM203 164H205V167H203ZM210 164V165H209ZM241 164V165H240ZM258 164H259V168L257 169V166H258ZM3 165H6V166H3ZM198 165V166H197ZM207 165H209V167L207 166ZM214 166V167H211V166ZM226 165V167H224ZM243 165V168L242 167H240V166H242ZM263 165V166H262ZM10 166V167H9ZM22 166H23V168H22ZM78 166H79V164H76L74 167L76 168H78ZM98 166H100L99 164H98ZM217 168H216V167ZM218 166H220V167H218ZM236 166V167H235ZM262 166V167H261ZM92 167V165L90 166V168ZM93 167H95V164H94V166ZM182 167H183V169H182ZM191 167H193V168H191ZM222 167H224V170H223V168ZM7 168V169H8ZM71 169L69 172H71L73 175H75V176H77V178H79L78 176H80V179H81V182H82V178L84 179V182L86 181V179L87 178H89L90 179V177L88 176H83V174H81L82 172H79L80 173V175L78 174V171H79V168L81 169L80 171H86L87 172V170L89 169V166L84 170L83 169V167H79L78 169ZM113 168V167H112ZM111 168V172H112V170H114V169H112ZM116 168V167H115ZM189 168H191L190 170H189ZM202 168V170H203V168H204V170L203 171H201L200 172V169ZM210 168H212V169H210ZM217 169V170H215V169ZM239 168V169H238ZM240 168H242V170L240 169ZM247 168H248V170H247ZM91 169H93V168H91ZM91 169H89V171L91 172ZM102 169H103V167H102ZM118 169L116 170L115 169V171L118 173L119 171H118ZM176 169V170H175ZM189 170V171H187V172H189V174H190V172L192 171V169H193V171H194V174L197 172V173H199V174H201L200 176L201 177H198V179H199V181H198V179H195L196 180V184L194 183L195 181L192 179V176H191V179H189L188 178V180H184V178H186L187 179V177H184V178H182V177H180V175L181 176H183V174H187V173H184L183 172V170L186 172V170ZM208 169V170H207ZM220 169V170H219ZM226 169H228L227 171H226ZM3 170V171H4ZM9 170V169H8ZM97 170H100V168L98 169L97 168ZM104 170L106 171L107 170V168H105V166H104ZM143 170H145V171H143ZM147 170V171H146ZM178 170V172H176ZM211 170H212V172H213V174H212V172H211ZM215 170V171H214ZM241 170V171H240ZM60 171V170H59ZM58 171V172H59ZM88 171V172H89ZM93 172H94V169L92 170ZM173 171H175L178 175H179V178H175V179H173V173L172 172ZM205 171V172H204ZM217 171V172H216ZM60 172H62L63 173V170L62 171H60ZM60 172L58 173L60 176H61V174H60ZM69 172H67V173H69ZM125 174H128V175H125ZM132 172H136V173H132ZM138 172V173H137ZM205 174H207L208 172H210L209 174L210 175H204V173ZM226 174H224V173ZM243 172V173H242ZM245 172V173H244ZM22 173H24V175L22 174ZM71 173H69V174H71ZM192 174H193V172H191ZM196 173V174H197ZM215 173H218L217 175L215 174ZM228 173V174H227ZM232 175H234L233 177L231 176V174ZM236 173V174H235ZM58 174H57V176H58ZM64 174V173H63ZM62 174V175H63ZM65 174H66V171H65ZM156 174V175H155ZM162 174V175H161ZM170 176H169V175ZM173 174V175H172ZM196 174H195V177H197L196 176ZM199 174H197V175H199ZM202 174H203V177L204 176H211V174H212V177H209V179L210 178H214L215 180H212L213 182H214V185L212 186V184H213V182L212 183H210V185H208L207 183H209L207 180H205V179H207V178H203L202 177ZM4 175H6V176H4ZM213 175H215V176H213ZM222 175H224V177L222 176ZM44 176V175H43ZM59 176V177H60ZM165 177V181H166V183H165V181L163 180V178L162 177ZM175 176V175H174ZM177 176V175H176ZM219 177L220 176V178L221 179H223V178H225V179H223V181L221 180V182L223 183V186L222 187H226L227 185H224V182H225V184H230V182H231V185H230V187L229 186H227L226 187V189H221V188H219L220 187V184L222 185V183L221 182H219L220 180L217 178V177ZM229 176V177H228ZM41 179H40V178ZM129 177V178H128ZM134 177H135V179H134ZM161 177V178H160ZM171 177V178H170ZM178 177V176H177ZM190 177V176H189ZM193 177H194V175H193ZM245 177V178H244ZM125 180H123V179ZM137 178V179H136ZM168 178V179H167ZM182 178V179H181ZM202 178V179H201ZM37 179H39V180H37ZM80 179H78L79 181H80ZM160 179V181H161V179H162V183L164 182L165 184L164 185H166L165 186V188L166 187H168V188H161V187H164V185L163 184H159V186H158V180ZM170 179H172L171 181H170ZM178 179H180V181L181 182H183V180H184V183H186L187 184V189H186V187H184V186H182L181 185V183L180 184H177L178 183ZM218 179V181L216 182V180ZM229 179H232V180H234V181H230ZM244 179H246L245 181H244ZM263 179V180H262ZM168 180V181H167ZM191 180V181H190ZM200 180H201V183H198V182H200ZM211 180V179H210ZM209 180V181H210ZM248 180V181H247ZM40 181V182H39ZM87 181H89V180H87ZM127 181H129L130 183H126ZM187 181H188V183H187ZM198 181V182H197ZM202 181H203V185L205 186H208L207 188L205 187H203V185H202ZM204 181H205V183H206V181H207V183L206 184H204ZM238 181V182H237ZM242 181H244V183L242 182ZM44 182V183H43ZM174 182V183H173ZM177 182V183H176ZM226 182H228V183H226ZM239 183V184H242V185H240V188L242 187H244V190H243V192L244 191H248V193H249V195H248V193L246 194V193H244L245 195H248V196H250V198H251V194L252 195H254V193L256 194L255 195V197L257 198V200L259 199V196L261 195V194H263V196L261 195V197H260V199L261 198H263V199H261V201H260V203H259V201H257V204H255L256 202L254 201V200H256L254 197H252V199L250 200V201H252V202H250V201H247L246 199H247V197L243 194V192H242V188H241V192H242V194L241 193H239V191H240V189H239V191H238V188H239V185L238 186H236L237 184H234V185H232V183ZM246 182V183H245ZM258 182H259V185H260V187L259 188H262L263 190H261V189H259L258 187H256V186H258ZM46 183V184H45ZM112 183H113V185H112ZM122 183V184H121ZM132 183V184H131ZM134 183V184H133ZM137 183V184H138ZM156 183V184H155ZM161 183V182H160ZM171 183H173V186H171L172 184ZM175 183H176V185H175ZM183 183V184H184ZM190 183H192L195 187H196V190H195V188L193 187V185L192 184H190ZM257 183V184H256ZM151 184H153V185H151ZM155 184V185H154ZM171 184V185H170ZM185 184V185H186ZM200 184H201V187H202V190H200L201 189V187H199L200 186ZM261 184H262V187H261ZM162 185V186H161ZM174 185H175V188H174ZM177 185H181L182 186V188H183V190H182V192H181V189H179V186H177ZM190 185V186H189ZM191 185H192V188H191ZM197 185V186H196ZM217 185V187L219 188H215V186ZM74 186H76V185H74ZM161 186V187H160ZM172 188H171V187ZM234 188L235 186L236 187H238V188H236L237 189V191H235V189H233L232 187ZM189 187H190V189H189ZM212 187L215 189V190H217V191H214V189L213 190H211L212 189ZM224 187V188H225ZM229 187V188H228ZM160 189V190H157L156 191V189ZM179 189L178 190V192L180 193V194H178L177 193V191H175V189ZM198 188V189H197ZM204 188V189H203ZM208 188H210V190L208 189ZM171 189V190H170ZM176 189V190H177ZM185 189H186V191H185ZM192 191V190H194L196 193H194V191L193 192H188V191ZM199 192H198V191ZM221 190V191H220ZM257 190H261V193L259 192V191H257ZM54 191V192H53ZM93 191H94V189H93ZM121 191V192H120ZM256 191L257 192H259V195L257 196V194L258 193H256ZM52 192V193H51ZM175 192V193H174ZM186 192H187V194H186ZM252 192V193H251ZM39 193H40V191H39ZM57 193V194H56ZM178 195H177V194ZM181 193H182V196H184V201L186 202V203H188L186 206L187 207H185V204L183 205V203L182 202H179L181 199H182V201H183V197L181 196L180 197V199H179V196L181 195ZM184 193V194H183ZM53 194H56V195H53ZM156 194V196H157V194L159 195V196H157V199L158 198H160V197H163L162 199H161V201L162 200H168V203L169 202H171V204H170V206H172V204H173V206H174V208H176V212L174 211L175 209H173V211H172V207H171V210H169L170 208H168V207H164V203H165V205H169L167 202H165V201H162V205H161V201L159 202L160 204L159 205H161V206H163V207H158V203L155 201L156 199V196H154V198H153V195H155ZM177 195V197H176V195ZM165 195H166V198H165ZM61 196V197H60ZM63 196V197H62ZM65 196V197H64ZM239 197H242V199L241 198H239ZM254 198V199H253ZM153 199H155V200H153ZM244 199V200H243ZM31 200V199H30ZM46 200L44 201V199H42V201L41 200H39V201H35V200H31V201H29V202H31L30 203V206H29V202H26V203H28V206H29V208L27 209V204H25L23 207L24 208H26V209H24V211H27L28 212V210H29V213L31 212V210H37L36 212H37V214H36V216L38 215V213L39 214H41L39 217H42V215L45 213V215H47V212H48V209H49V205L47 206V205H45V202H46ZM71 200H75V197H74V199L72 198ZM166 200V201H167ZM11 201L13 202L12 204H11ZM78 201L79 200H77V203H78ZM102 201L104 202V203H106V204H104L103 203V206H106V208L105 207H103V206H100L99 204H102ZM131 201V202H130ZM139 201V200H138ZM143 201V202H142ZM158 201V200H157ZM9 202H10V205H9ZM66 202H69L68 203V205H67V203ZM99 202V203H98ZM101 202V203H100ZM140 202V201H139ZM138 202V203H139ZM255 202V203H254ZM1 203H0V207H2L3 208V206L1 205ZM41 203V204H40ZM90 203V204H89ZM122 203V204H123ZM128 203V204H127ZM167 203V204H166ZM254 203V204H253ZM15 206H14V205ZM46 204H47V202H46ZM53 204H54V202H53ZM69 204H70V206H69ZM92 204V205H91ZM95 204V205H94ZM117 204V205H118ZM136 204V203H135ZM140 204V203H139ZM144 204H142V206L140 205V207L141 208H143L142 209V211L140 210L141 208H139V210H140V212L141 213H139V211H138V214H142V212H144L143 214H147V212H149L150 211V209H149V207H147L146 206V204L144 205ZM200 204V205H199ZM203 204L204 205H206V209H208L207 207H209V211L212 209V208H214V209H218V211H219V207L220 208H224V207H226V208H228V207H230V208H237L238 209V211L240 212V210H241V212L243 213V214H241V215H238V218H239V216L241 217V216H243V215H246V217H248V219L250 220V221H252V220H254V223L252 224V225H248L247 223H246V221L244 220V219H237V216H234V215H231V217L229 216H224V214H222L223 215V217L224 218H222V219H227L228 220V222H230V225H229V223L226 221V227L228 228L227 229V232H228V230H229V232H230V230L233 228L234 230H233V232H234V235H235V237H237L238 235H240V234H243L242 235V238H243V236H244V233H247V232H252V233H256V234H258L259 233V236H261L262 237V239H261V237H260V243L258 242H255V241H250L246 246H239V247H241V248H236L235 246V248L233 247H224V246H210V244L209 243H207L206 241H204V239H202L201 237H199V236H195V235H193L191 232H189V231H187V230H191L192 228H193V226H199L200 224L201 225H207L208 226V224H212L213 225V223L211 222V220H214V223L216 224V223H218V224H221L220 222H222L223 223V221L221 220L220 222H219V220H220V218H221V215L219 216V215H216V217H218V218H216L215 219V217H214V213L217 211V209H216V211L215 210H213L212 211V213L213 214H211V212H209V211H207L206 209H205V207L203 206ZM13 205V206H12ZM71 205H73V207L71 206ZM123 205V208L125 207ZM203 206L202 207V209L204 208V210H206V211H200L201 209H200V206ZM94 206V207H93ZM96 206H97V208H99L98 206H100V208H103V211L104 212H102L103 214H101V211H102V209H96V212H98L99 210H100V212H98V213H100V214H96V212H95V209L94 208H96ZM136 206H137V204H136ZM139 206V205H138ZM143 206H145V207H143ZM169 206V207H170ZM12 207V208H11ZM32 207H34L33 209H32ZM71 207V208H70ZM79 209H78V208ZM112 207H114L113 205H112ZM116 207V206H115ZM117 207H120V205L119 206H117ZM121 207H122V205H121ZM210 207H211V209H210ZM14 208V209H13ZM43 208L45 209V211L43 210ZM78 209V210H76V209ZM84 209V211L82 210V209ZM92 208V209H91ZM104 208H105V210H104ZM146 208L148 209V210H146ZM161 208V209H160ZM199 208V209H198ZM16 209V210H15ZM113 209V208H112ZM115 209V211H116V209H122V208H114ZM137 209H138V207H137ZM145 209V210H144ZM159 209H160V211H159ZM196 209L198 210V212L196 211ZM9 210V214H8V211ZM98 210V211H97ZM178 210V211H177ZM234 210V209H233ZM0 211H1V209H0ZM5 211H1V212H5ZM172 211V212H171ZM199 211H200V213L201 214H199ZM218 211H217V213H218ZM27 212H24V216H25V213H27ZM146 212V213H145ZM204 212H206L205 213V215H206V217H205V215L204 214H202V213H204ZM208 212L210 213V214H208ZM236 212H237V210H236ZM245 212V213H244ZM258 212H257V214H252V216L253 215H259L258 214ZM64 213V214H63ZM159 213V214H158ZM168 213H170L171 214V217H170V219H169V214ZM175 213V214H174ZM176 213H177V216H175L176 215ZM196 213H197V218H195L196 216ZM235 213V212H234ZM234 213H232V214H234ZM249 213V214H248ZM32 214H35V213H33V211H32V213H31V215H30V218H31V216H33ZM71 214H72V216H71ZM73 214H74V216H73ZM198 214L200 215V216H202L203 217V215H204V217L205 218H200V216L198 217ZM208 214V215H207ZM220 214V213H219ZM248 214V215H247ZM11 215V214H10ZM9 215V216H10ZM27 215H29V214H27ZM101 215V216H100ZM165 215H167V217L168 218H166V216ZM178 215L180 216V219L177 221V219H176V217H178ZM188 215V216H187ZM189 215H191V216H193L194 218H195V220H194V218H191ZM236 215H237V213H236ZM44 216V215H43ZM58 216H61V215H58ZM91 216V217H90ZM98 216V217H97ZM27 217V216H26ZM29 217V216H28ZM154 217H155V219H154ZM174 217H175V219L176 220H174ZM189 217V218H188ZM207 217H209L211 220H208V221H206V219H207ZM211 217H213V219L211 218ZM245 217V218H246ZM171 218H172V220H171ZM179 218V217H178ZM242 218H244V217H242ZM256 219V221H255V219ZM33 219H35L34 218V216H33ZM197 219V220H196ZM217 219H219L218 221H217ZM252 219V220H251ZM258 219V220H257ZM1 220L3 221V223L1 222ZM10 220V221H9ZM9 220H7V222H11V220L12 219H9ZM35 220H38L37 218L35 219ZM191 220H192V222L193 221H197V222H199V225L197 224L196 225V222L194 223L193 222V226L192 225H190V222H191ZM199 220V221H198ZM215 220L217 221V222H215ZM170 221H169V223H170ZM155 222V223H154ZM158 222H159V220H158ZM253 222V221H252ZM167 223V221H165V225H163V226H165V227H169V223L168 224H166ZM171 223H170V225H171ZM159 224V226H162V225H160L161 224V222L160 223H157V225ZM164 224V223H163ZM195 224V225H194ZM217 224V225H218ZM200 225V226H201ZM162 226V227H163ZM192 226V227H191ZM231 226V229L229 228ZM170 227H172V225L170 226ZM194 228H196V227H194ZM5 230V229H4ZM2 231V232H4V233H1L0 234V236H2V239L0 240V244H1V241L4 243V241H8V243H4L5 245V249H3V251L4 252H1V250H2V248L0 247V260H7V258H4L3 256H2V254H4L5 252L7 253V250L9 249V252H10V246L8 245L9 244V242H10V244H12V245H15V244H13V242L15 243V241H17V243H19V240H20V237H21V239L23 238V239H25V240H27V245L28 246H30V248H29V253H30V255L31 254H33L32 255V257H40V256H44L43 255V251H44V249H41V248H39V247H36V244H35V248H33V246H32V244H34L32 241L30 242V240L28 241V239H30V237L28 238V234L27 233H24V232H22V231H16L17 229H14L15 231H16V233H15V231L14 230H12V229H8L6 232L5 231ZM193 230V229H192ZM8 231H10V233H8ZM226 231V230H225ZM259 231H262L261 233L259 232ZM19 232H20V234H19ZM14 233V234H13ZM236 233V234H235ZM17 234H19V235H17ZM88 233H85L84 234V236H83V239H84V241L85 242H87V244L86 243H84V245H89V249H88V246H85L86 248V250L87 251H91L92 249H91V247H93V249L94 250H96L97 248L99 249V250H97V251H101L100 253H104V252H106V250L108 249H110V247H107V248H105L106 250H104V252H102V250H103V247H105V245H107V244H105V242H108V245L109 246H111V244L112 245H114V248H125L126 246H127V244H123L124 243V241L122 242V244L121 245H124V246H121L119 243H118V240H116V241H113V242H110V240L109 241H106V238H98L97 237V239H98V241L99 242H101L100 244H99V242L98 241H96L95 242V239H92L94 242H95V244H94V246L92 245L93 243V241L92 240H90V243H88V240H89V237H88V239L86 238L87 236H85V235H87ZM134 234V233H133ZM152 234V236L151 235H149L148 237H149V239H155V234H154V236H153V233H151ZM219 235H222L223 234V231H222V233L220 234V233H218ZM218 234H216V235H218ZM233 234V233H232ZM231 234V232H230V235H232ZM261 234V235H260ZM13 236V237H17V238H11L12 239V241H9V240H11L10 238H8V237H10V236ZM22 235V236H21ZM25 235H27V238L28 239H26V236ZM227 235H229V233H227V234H225V236H227ZM237 235V236H236ZM263 235V236H262ZM8 236V237H7ZM18 236H19V239H18ZM24 236V237H23ZM233 236V235H232ZM6 237V238H5ZM215 237H217V236H215ZM219 237V236H218ZM239 237H241V236H238L237 238H238V240H240V238ZM1 238V237H0ZM8 238V239H7ZM86 238V239H85ZM234 238V237H233ZM236 238V239H237ZM14 239H15V241H14ZM156 239H157V237H156ZM115 240V239H114ZM83 241V242H84ZM21 242H23V244L21 243ZM82 242V241H81ZM98 242V243H97ZM110 242V243H109ZM120 242H121V240H120ZM262 242V243H261ZM3 243H2V247H3ZM16 243V244H17ZM92 243V244H91ZM113 243H118V244H116V246H115V244H113ZM7 244V245H6ZM20 244H22V245H24L25 244V246H27L26 245V241H25V243H24V241L23 240H21L20 241ZM20 244H19V246H20ZM97 244H99V246L97 247ZM21 245V246H22ZM1 246V245H0ZM18 246V247H19ZM32 246V247H31ZM91 246V247H90ZM96 246V247H95ZM101 246H102V248H101ZM16 247V246H15ZM4 248V247H3ZM32 248V249H31ZM113 248V247H112ZM31 249V250H30ZM84 249V250H85ZM102 249V250H101ZM8 252V253H9ZM41 253V255H38V254H40ZM5 255V254H4ZM8 255V254H7ZM6 255V256H7ZM35 255V256H34ZM182 255H186L187 257L185 258V259H180V260H178V257L179 256H182ZM195 255H197V256H199V257H201V260L200 261H197V260H195L193 257L195 256ZM8 257H9V255H8ZM86 257H88L87 255H86ZM45 264H49V263H45ZM113 264H116L114 261H113ZM163 264V263H162Z\"/></svg>",
    "mask_w": 264,
    "mask_h": 264
}]
</instances>
